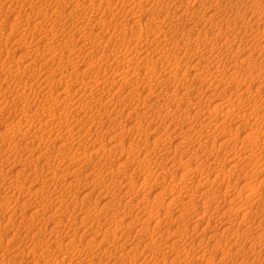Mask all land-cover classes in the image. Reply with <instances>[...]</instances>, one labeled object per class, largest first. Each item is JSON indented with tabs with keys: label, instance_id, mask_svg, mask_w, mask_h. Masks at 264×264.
Masks as SVG:
<instances>
[{
	"label": "rangeland",
	"instance_id": "rangeland-1",
	"mask_svg": "<svg viewBox=\"0 0 264 264\" xmlns=\"http://www.w3.org/2000/svg\"><path fill=\"white\" fill-rule=\"evenodd\" d=\"M15 1V2H14ZM34 0H0V134L3 133V131H8L10 134H12V138L11 139H7L6 142L7 143H3V142H0V264H18V263H21L22 264V260L24 259L23 263L24 264H35V261L37 260H40V258L42 257L41 254L43 252V249H44V243L47 241V242H51L53 243L54 239L53 237L55 236H52L51 234V227L54 225L52 224L53 222H48V217H50V215L52 214V212L56 209V207L58 206V202L55 201V197H64V201L65 204H69L70 205V208L68 209V206L60 209L56 215V217L54 218V221L57 220V223L59 225V234H60V238L61 240H64V243L67 244V242L69 243V245H71L72 241L73 240V246L77 245V248L78 250H76L74 253L75 254V257L74 260H69L68 258L66 259V264H70L69 262H71L72 264H90V263H93L94 264H99L97 263L98 261L101 262L100 264H154V262H158L160 260H162L161 257L162 256V252L166 250V244L165 242L161 243V242H157L155 243V238L156 237H160L163 233H165V235H169V242L173 241L175 238H176V234H173V233H169V232H176L179 230L180 232V229H183V228H187L190 226H194L195 223V219L194 218H189L188 215H186L185 217L182 216L180 219H176L174 220L176 217V215L180 212L179 209V206H181V204H173L174 206H171L170 210L172 209V213H171V216L169 217L170 220H166L164 221L163 223V228L161 229H157V231H154L156 230L155 228H157L156 226L154 227V225L151 227H149L147 229V231L145 232H142L143 234L141 235V231H135L136 228L133 227V231H127V223L129 221H132L133 219V216L135 215V213L138 212V209L139 207L140 208H145V205H146V209L149 208L151 209L152 207V203L154 201V197H157L156 195H159L158 193L161 194H166V195H161L160 197H164L163 200L165 201L164 203H166L167 201H169L171 199V197L173 196L171 193L172 191H174V189L177 191L179 190V188H182L181 186H178V188L175 186V184H172V183H169L170 182H179L178 181V175H180L181 173H183L185 171V169H181L179 168L178 171H174L173 173H168L166 172V169L164 170V166H160L159 165V162L160 160H165L166 158L168 159H172L173 156H175L176 153V157L179 156L180 159H183L185 162L187 161V164L189 163V166L193 165L191 167V170L192 168L195 166V164L198 163H203L204 160L206 162V165L208 166H205L206 168L203 167V169L201 170L203 173L202 175L200 174H192L191 175V179H189V182L192 183V185H197L198 183V180L200 181V179L202 178V176L205 174L206 177H208V179H211L213 177H215L221 170V168L225 169V168H228L230 167L231 165H233L234 163L230 160V156H234L235 155V152H238L241 150L242 146L244 147V140L241 139V137L243 138L244 137V134L249 132V133H252V136L255 132L256 129H258L260 132L258 133V136L260 135V137L258 138L259 140H262L264 139V120H262L260 122V119H264V118H261L262 116H264V111L261 109L260 112H258V116H254L256 118H252V120L254 121V119L256 120L258 118V125H252L250 123H246L247 125L244 127L245 129H241V130H236L239 128V124L241 123V121L243 120L242 118H244L243 114L247 113V112H250L251 109L253 107H258L260 108L261 107V104H262V107L261 108H264V70L262 68H264V53H263V50L262 51H259V50H256V52L253 53V50H251L250 53H253L256 55H252L250 57H246L247 56V52L244 50L247 48L249 49H253V48H256L255 44H258L257 41L254 42V38H253V35L251 34L253 32L256 33L258 31H260L258 34L259 36L263 33V29H264V20L263 19H255L256 16L255 15H252V14H249L247 12L248 8H246V11H242L245 13V15L242 13L241 15V20H249V17L247 16H250V20L251 21H248L249 22V25L246 24V26H248L249 28V31L248 33L250 32V29L253 28L251 30V32L249 34L247 33H241L240 35H237V33L235 34L234 31H231V33L229 35H227L228 33L225 31H223L221 34H218V31H220V29H218L220 27V25H224L223 28H226L224 30H227L230 31L231 29L227 28L228 26V21L225 20L223 21L222 23L220 24H212V23H208V24H203L201 26H204V30H208L206 31L205 33H210L209 35L212 36L211 34H213V36H215V33H216V39L212 37V39H209L208 42L210 45L207 46L206 49H202L203 47L201 46L200 48H198L199 46H196L195 41H192L188 46L185 45V48L182 52H179L178 50L177 51H174L171 53H167L165 55L167 59H169L171 61V63H175L174 65L173 64H170L171 67H174L175 70L177 71H180L178 73H176L175 77L176 80H181L182 78V75L183 73H186L188 74L189 72V75H187V80H186V84L183 86V88H181V86L178 88L180 89L181 88V91H179L181 97L183 98V102H184V105L182 106H177L175 105L174 108H172L174 111H171L169 113V110L167 111L166 106L168 103L172 102L171 99L169 98L170 96V91H174L177 89V86L175 85V83L171 80H166L165 78L162 79V84L164 83L163 87L164 89L161 87V88H156L153 90L152 89V95H150V92L148 94L147 91H142L139 92L140 95L138 94V92H133V85L132 83L130 84H127L123 82V84L125 85V87L123 89H121L119 86L121 85V82H116V81H113L115 78L117 79V74L119 73V71H123V70H128L129 71H126V73H129L127 74L128 76H126L128 79H130V75H132V73L137 72L139 71L137 69V67H140V66H137L139 64H142L141 66L143 67V69L141 68L142 70V75L145 74V70L149 69L148 67V62L150 61H153V59H158L159 56H162L160 54H162V52H158L157 54H153L155 56V58L152 55V48L155 49V46L153 45H156V47H163V43H160L157 44L156 42H152L151 39H149V52H150V56H149V59H144V58H141V57H137L136 60L135 58H130V56H135L136 54V51L138 50V48L142 47L144 50V47L142 44L143 43H146L147 41H145L144 39H142L143 43L140 44V37L139 36V31L141 30V27L142 26H138L136 28H139L136 30V28H130L132 30H129L128 29H125V30H122L124 29L123 25L126 24V20H129L132 22V18H134V14L138 15L139 12L135 13L133 10V2L134 0H124V4H123V0L121 1H118V0H64L65 1V4L67 6V11L70 10V12H64L63 10H61L59 7H56V5L58 6L59 4H55V3H58V0H40V2L38 3L39 0H36L37 4L32 2ZM53 1V2H52ZM78 1V2H77ZM87 1V2H86ZM107 1V2H106ZM128 1V2H127ZM138 4V2L144 6L145 4V0H135ZM152 1L154 0H150V2L152 3ZM184 3H188V2H193L194 0H183ZM188 1V2H187ZM260 1V2H259ZM48 2V3H47ZM74 4H73V3ZM85 2V3H83ZM91 2V3H90ZM95 2V3H94ZM105 2V3H104ZM154 2H159L161 3L162 1L161 0H155ZM169 2V0H163V2L161 4H163L164 6ZM262 2H264V0H258V7L260 9H264V3L262 4ZM45 3V5L47 4H53L52 7H48V13H45L42 11V13H38L39 10H42V8L45 7V5H43ZM47 3V4H46ZM68 3V4H67ZM78 5V7H75L76 4ZM111 3V4H110ZM165 3V4H164ZM40 4V5H39ZM72 4V5H71ZM90 4V5H89ZM102 4V6H101ZM126 4V5H125ZM136 4V5H137ZM261 4V5H260ZM37 5V7H36ZM39 5V6H38ZM125 5V6H123ZM130 5V6H129ZM177 5V4H176ZM11 6V7H10ZM15 6V7H14ZM29 6V7H28ZM41 6V7H40ZM44 6V7H42ZM97 6V7H96ZM19 7V8H18ZM95 7V8H94ZM109 7V8H108ZM130 7V8H129ZM263 7V8H262ZM50 8V9H49ZM59 8V10H55V9ZM71 8V9H70ZM111 8V10H110ZM119 8V10H118ZM122 10H121V9ZM220 8V9H219ZM219 8H216L218 10H221V11H228L227 10V6L225 5H221V7L219 6ZM19 9V10H17ZM21 9V10H20ZM33 9H37V10H33ZM39 9V10H38ZM55 10V12L53 13V11ZM78 9V10H77ZM93 9V10H92ZM99 11H98V10ZM174 8H172V11ZM45 10V11H46ZM50 10V11H49ZM52 10V12H51ZM62 12H61V11ZM108 10V11H107ZM81 11V12H80ZM83 11V12H82ZM121 11V13H119ZM180 11V10H178ZM211 10L210 9H207L206 11H204V13L200 12V15L202 17L203 14H205L204 16H206V13L207 15L209 14L210 15V12ZM225 11L226 15H227V12ZM236 11V10H235ZM37 12V14H36ZM60 14H59V13ZM73 14H72V13ZM109 12V13H107ZM127 12V13H126ZM112 13V14H111ZM123 13V14H122ZM224 13V14H225ZM30 14V15H29ZM45 14H48L47 16V24H48V29L52 30L53 28V31L52 34H54L56 32V34H60L58 36V38L55 39V42L52 43L51 46L49 47H52L53 50H54V47L57 48V51L60 50V48L58 47L61 43L60 41H62L61 39H65L68 37V34L70 35H75L77 37H79L80 40H78V44H76V47L78 49H80V51H78L76 54L78 55H81L79 56V58L81 60H84V58L86 59L84 62H85V65L83 66H80L78 64V62L76 61V63L74 64V67L76 65V69L78 72H73L71 71L73 68V66H65V64L67 63V59H68V53L67 52H62L60 53V59L59 61L58 60H55V61H47V59L45 58H38L37 55H40V53L38 51H36L35 49V46H36V42L38 41L39 39V34L36 35V37L34 36V34L30 33V34H23L21 32V30H12L11 27H12V23L13 21H17L19 24L23 25L25 24L26 26H28L29 28H33L35 27V29L37 30H41L43 31L45 28H42V27H45V25H43V23H41V17L43 18ZM51 17V15H53ZM55 14L56 15H59V17H63L64 15V18H67V14H70L71 16V22H73L74 24L70 23V21H68L69 23H63V24H60L59 26H54L53 22H51L50 20H53L55 18ZM111 14V15H110ZM133 14V15H132ZM36 15V16H35ZM80 15V16H79ZM91 15V16H90ZM131 15V16H130ZM136 15V16H137ZM162 15V12L158 14V17H156L155 19H153L154 23H151L152 20L149 19V21L151 22H148L147 26L148 29L150 30L151 27H153L152 29L156 30V34H158L160 32V35H161V40L159 42H164V40L162 39H165L163 38V36H165L167 34V38L169 39H165V42H169L171 39H174L175 36H178L180 37L181 34L183 35V33H186L187 31H189L191 28L192 25L188 24V23H185V22H175V21H170V20H166V23H165V20H162L163 17H161ZM30 16V17H29ZM40 16V18H39ZM73 16V17H72ZM91 17L92 18V23H88L87 27H82L81 24H79V21H85L87 17ZM109 16V17H108ZM111 16V17H110ZM128 16V17H127ZM164 16V15H162ZM193 16V15H192ZM191 16V17H192ZM54 17V18H53ZM105 17V18H104ZM124 17V18H123ZM161 17V18H160ZM194 17V16H193ZM254 17V18H252ZM83 18V19H82ZM85 18V19H84ZM94 18V19H93ZM107 18V19H106ZM110 18V19H109ZM159 18V19H158ZM78 19V20H77ZM82 19V20H81ZM116 19V20H115ZM253 19V20H252ZM98 20V21H97ZM103 20V21H102ZM123 20V21H122ZM144 23L145 20H146V17H144V19H142ZM159 20V21H158ZM218 20V19H217ZM255 20V21H254ZM261 20V21H259ZM107 23H106V22ZM110 21V22H109ZM121 21V22H120ZM163 21V22H162ZM167 21H170V22H167ZM255 23H254V22ZM257 21V22H256ZM51 22V23H50ZM102 22V23H101ZM103 22H105V24H103ZM120 22V23H119ZM124 22V24L122 25V23ZM41 23V24H39ZM95 23V24H94ZM116 23V24H115ZM151 23V25H150ZM52 24V25H51ZM73 26H72V25ZM103 24V25H102ZM154 24V25H153ZM163 24V25H162ZM166 24V25H165ZM43 25V26H42ZM75 25V26H74ZM101 25V26H100ZM158 25V26H157ZM160 25V26H159ZM207 25V26H205ZM210 25V26H209ZM42 26V27H41ZM50 26V27H49ZM81 26V27H80ZM97 26V27H96ZM151 26V27H150ZM166 26V28L164 27ZM184 28H183V27ZM190 26V27H189ZM200 26V27H201ZM213 26V30L214 31H211L212 27ZM218 28H217V27ZM27 27V28H28ZM37 27V28H36ZM53 27V28H51ZM170 27V28H169ZM210 27V28H209ZM39 28V29H38ZM42 28V29H41ZM65 30H64V29ZM105 28V29H104ZM117 28V29H115ZM119 28V29H118ZM217 30H216V29ZM61 29V30H59ZM169 30L170 31L167 33L166 30ZM202 29V30H203ZM210 29V30H209ZM255 29V30H254ZM69 30V31H68ZM217 32H216V31ZM223 30V29H222ZM263 30V31H262ZM30 31V29H29ZM33 31V29H32ZM68 31V32H67ZM120 31L121 32H126L127 31V34L126 37L123 36V34H120ZM166 31V32H165ZM213 33H211V32ZM40 32V31H39ZM64 32H65V36H64ZM74 32V33H73ZM113 32V33H112ZM138 32V33H137ZM204 32V31H203ZM18 33V34H17ZM72 33V34H71ZM76 33V34H75ZM193 33V31H192ZM195 36L197 35H201V36H198L200 37V39L203 38V35L200 34V30L197 28L194 32ZM198 33V34H197ZM23 34V35H22ZM52 34H49V36H51ZM63 34V35H61ZM114 34H116L114 36ZM132 34V35H131ZM136 34V35H135ZM144 36L146 35L145 32H143ZM165 34V35H164ZM221 35L218 36V35ZM257 34V33H256ZM102 35H106L104 38H102ZM135 37H134V36ZM223 35V37H222ZM244 35H248V37L245 38ZM23 36V38H22ZM122 36V37H121ZM230 36V39H228ZM239 36V37H238ZM243 36V37H242ZM250 36V37H249ZM252 36V38H251ZM34 37V38H33ZM65 37V38H64ZM83 37V38H82ZM128 37L130 39H128ZM170 37V38H169ZM174 37V38H173ZM60 38V39H59ZM119 38V39H118ZM121 38H125L124 40L121 39ZM137 38V39H136ZM221 38V39H220ZM224 38V39H223ZM237 38V39H236ZM239 38V39H238ZM241 38H243V40H240ZM249 38V39H248ZM35 39V40H34ZM121 39V40H120ZM139 39V40H138ZM177 39V38H176ZM195 39H197V37H195ZM194 39V40H195ZM22 40V41H20ZM24 40V41H23ZM29 40L31 42H29ZM111 40V41H110ZM138 42H136V41ZM168 40V41H167ZM219 40L220 42L222 41V43L224 42V40H228L229 42L226 44V45H229V46H224L223 48H215L216 46H220L222 45L221 43H219ZM35 41V42H34ZM58 41V42H57ZM90 41V42H89ZM216 41V42H214ZM24 42V43H23ZM27 42V43H25ZM33 42V44L35 45H31V43ZM45 41L41 42V44L43 45ZM75 42V41H74ZM86 43V44H83ZM92 42V43H91ZM173 42H177L176 40H174ZM212 42H214V44L212 45ZM23 43V44H22ZM138 43V44H136ZM250 43V44H249ZM255 43V44H253ZM25 44V45H24ZM58 44V45H57ZM88 44V45H87ZM151 44V45H150ZM163 44V45H161ZM244 44V45H243ZM253 46H252V45ZM23 45V46H22ZM27 45V46H26ZM56 45V46H54ZM81 45L83 46L82 48ZM84 45H87V46H84ZM93 45V46H92ZM135 45V46H134ZM215 46V47H212V46ZM233 45V46H232ZM247 45V46H246ZM6 46V47H5ZM30 46L33 47L30 48ZM113 46V47H112ZM118 46V48H117ZM120 46V47H119ZM130 47V49L128 47ZM172 46V45H170ZM175 46V44H173V47ZM187 46V47H186ZM223 46V45H222ZM250 46V47H249ZM29 47V49H28ZM92 47V48H91ZM135 47V48H134ZM189 47V48H188ZM213 48V53L210 52V49L209 48ZM221 47V46H220ZM240 47V48H238ZM242 47V48H241ZM2 48V49H1ZM27 48V49H26ZM43 46H40V49H42ZM107 48V49H106ZM127 48V49H126ZM137 48V49H136ZM147 48V47H146ZM188 48V49H187ZM194 48V49H193ZM198 48V49H197ZM238 48V49H236ZM244 48V49H243ZM260 48V47H259ZM257 48V49H259ZM10 49V51H9ZM75 49V48H74ZM95 49V50H94ZM99 49V50H98ZM121 50L122 52L120 51H117L116 50ZM135 50V51H132ZM192 49V50H191ZM197 49V50H195ZM220 49V51H219ZM230 49H233L232 51ZM243 49V50H242ZM249 49H246V50H249ZM12 50V51H11ZM27 50V51H26ZM34 50V51H33ZM104 50V51H103ZM107 50V52H106ZM113 50V51H112ZM189 50V52H188ZM197 51L196 53L199 52V54H196L195 51ZM205 50V52H204ZM227 50V51H226ZM242 50V51H241ZM9 51V52H8ZM32 53H31V52ZM73 51V50H72ZM125 51V52H124ZM154 51V50H153ZM162 51V50H161ZM187 51V52H186ZM240 53V55H236V53L238 54V52ZM241 51V52H240ZM8 52V53H7ZM30 52V53H29ZM119 52L121 53L120 55H122V53L124 55H126V58L124 56V59L120 58V56H118ZM134 52V53H133ZM186 52V53H185ZM191 52V53H190ZM228 52V53H227ZM233 52V53H232ZM243 52V53H242ZM3 53V54H1ZM37 53V54H36ZM53 53V51L51 52V54ZM66 53V54H65ZM81 53V54H80ZM154 53V52H153ZM181 53V54H180ZM189 53V54H188ZM194 53V54H193ZM260 53V54H259ZM21 54V55H20ZM86 54V55H85ZM90 54V55H89ZM94 54V55H93ZM108 56H107V55ZM114 54V55H113ZM116 54V55H115ZM131 54V55H130ZM159 54V55H158ZM174 54V55H173ZM179 54V56H178ZM183 54V55H182ZM235 54V55H234ZM244 54V55H243ZM173 55V56H172ZM198 56L196 58V56ZM203 56V57H199V56ZM261 55V56H260ZM10 56V57H9ZM30 56L31 58L33 56H35L34 60L33 58L30 59ZM65 58V61H64V58ZM117 56V57H116ZM158 56V57H157ZM171 56V57H169ZM187 56V58H186ZM190 56V57H189ZM195 56V57H194ZM214 56V57H213ZM219 56V57H218ZM225 56V57H224ZM5 57V58H4ZM26 57V58H25ZM153 57V58H152ZM193 57V58H192ZM232 57V60L230 59ZM251 57L254 59V60H251ZM67 58V59H66ZM93 58V59H92ZM165 58V57H164ZM174 58V60H173ZM190 58H192L191 60H189ZM195 58V59H194ZM206 58V59H205ZM209 58V59H208ZM250 58V59H249ZM12 59V60H11ZM35 59H39V60H35ZM63 59V60H62ZM91 59V60H90ZM105 59V60H104ZM138 59V60H137ZM151 59V60H150ZM199 59V61H198ZM251 60V62L249 60ZM15 62H12L14 61ZM31 60L33 61L31 63ZM64 62H62V61ZM120 60V61H119ZM128 60V61H127ZM149 60V61H148ZM203 60V61H202ZM224 60V61H223ZM261 60V61H260ZM2 61H4L3 64L7 65L6 67H4L5 65L2 64ZM17 61V63H16ZM148 61V62H146ZM186 61V62H185ZM215 61V62H214ZM217 61V62H216ZM257 61V62H256ZM8 62V63H7ZM12 62V63H10ZM29 62V63H28ZM49 62V63H47ZM55 62V63H54ZM60 62V64H59ZM66 62V63H65ZM160 62V63H159ZM188 62V63H187ZM207 62V63H206ZM222 62V63H221ZM244 62V63H243ZM263 62V63H262ZM7 63V64H6ZM14 63H16L18 66H21V67H25L27 68V70H25V75L23 74H16L17 72H15L14 69V66H17L16 64L14 65ZM38 63V64H37ZM47 63V64H46ZM61 63L63 64V66L61 65ZM105 63V64H104ZM147 63V64H146ZM181 65H180V64ZM196 63V64H195ZM235 63V64H234ZM237 63V64H236ZM35 64V65H34ZM52 64V65H51ZM78 64V65H77ZM100 66H99V65ZM102 64V65H101ZM111 64V65H110ZM113 64V65H112ZM128 64V65H127ZM130 64V65H129ZM132 64V65H131ZM158 66H161L160 64H162L161 61H158ZM201 64V65H200ZM231 64V65H230ZM233 64V65H232ZM244 64V65H243ZM26 65V66H25ZM55 65V66H54ZM60 65V66H59ZM177 65V67H176ZM184 67H183V66ZM207 65V66H206ZM216 65V66H215ZM230 65V66H229ZM235 65H237L235 67ZM9 66V67H8ZM10 66H12V68H10ZM30 66L32 67L30 68ZM51 66V68H50ZM65 66V67H64ZM93 66H96V67H93ZM147 66V67H146ZM187 66V67H186ZM214 66V67H213ZM242 66V67H241ZM8 67V68H7ZM59 67V68H58ZM63 67V68H62ZM79 67V68H78ZM93 67V68H92ZM98 67V68H97ZM102 67V68H101ZM115 67H118V72L115 73L113 72V70H111ZM130 67V68H129ZM207 69H206V68ZM240 67V68H239ZM248 67V68H246ZM261 67V68H259ZM4 68V69H2ZM53 68V69H52ZM58 68V71L56 73H58L55 77L54 80L51 79L50 82L46 83L47 79L45 77V74H47L48 76L52 75L51 71H53L54 69H57ZM81 68V70H80ZM87 68L88 71H83ZM106 68V69H105ZM108 68V69H107ZM110 68V69H109ZM186 68V69H185ZM210 68V69H209ZM223 68V69H222ZM251 68V69H250ZM29 69V70H28ZM103 69V70H102ZM105 69V70H104ZM209 69V71H207ZM236 69V72H234ZM249 69V70H248ZM257 69V70H256ZM259 69V70H258ZM10 70H12L10 72ZM48 70V71H47ZM66 70V71H64ZM91 70V71H89ZM199 70V71H198ZM203 70V71H201ZM219 70V71H218ZM231 70V72H230ZM238 70V71H237ZM246 71V72H243V71ZM263 72H262V71ZM5 71V72H4ZM14 71V72H13ZM32 71H34V73H31ZM40 71H45L44 73H41ZM68 71V72H67ZM81 71H83L81 74H79ZM100 71V72H99ZM185 71V72H184ZM261 71V73L258 75V73ZM60 72V73H59ZM63 72V73H62ZM70 72V74H69ZM91 74H90V73ZM198 72V74H197ZM219 72V73H218ZM37 73V74H36ZM74 73V74H73ZM115 73V74H114ZM196 73V74H195ZM201 73V74H200ZM205 73V75H204ZM224 73V74H223ZM227 73V74H226ZM251 73V74H250ZM2 74V75H1ZM14 74V75H13ZM40 74V76H39ZM60 74V75H59ZM69 76H67V75ZM113 74V75H112ZM195 74V75H194ZM200 74V75H199ZM211 74V75H210ZM235 74V75H234ZM248 74V75H247ZM254 74H257V75H254ZM23 75V77L21 76ZM29 75V76H28ZM82 75V77H80ZM84 75V76H83ZM85 75L87 76L88 79L90 78H94L96 77L95 79H101L100 81L103 80V82H106L103 86V88H99V86H96L95 88L94 87H91V89H95V95L97 97H102L104 96L105 100L104 101H107V99L111 98V96L114 94V93H119L121 95V97H125V98H130V95L132 97V99H127L126 102L125 101V105H124V108L122 109H116V110H113L114 112H110L109 114L106 115V117L104 118H96V117H99L98 116V111H96V108H91V107H87L86 109V112L85 113V109L83 110V114H80L79 117H81L82 115H85L87 116L88 118L91 117L92 115V118L90 119H94V120H90V119H87L86 117V120H87V125L84 126V124L82 122H85L84 120H80L78 119L77 117H74L73 114H70V113H65V112H61L62 109L60 108V104H62L64 102H62V99L64 97H67L66 99L68 100V102L71 100V102L74 103V107H75V102L77 103V106L83 102H86L88 99H90V93L91 92H88L90 91L91 89L89 88V90H87L85 94L83 88L82 89H79L78 87L79 86H67L65 87L64 84H62L63 86L60 88L58 87V82H59V79L58 78H67L65 79L66 81H70V82H73L74 80H78L81 81V80H85L87 81L88 79L85 78ZM100 75V76H99ZM105 75L106 78H103ZM112 77H111V76ZM119 75V74H118ZM124 75V74H123ZM155 78H158L159 80L162 78L159 73H154L153 74ZM11 76V77H10ZM15 76V77H14ZM20 76V77H19ZM28 76V78H27ZM65 76V77H64ZM73 76V77H72ZM91 76H94V77H91ZM120 76V75H119ZM203 76V77H201ZM225 76H226V80H225ZM230 76V78H229ZM256 76V78H254ZM259 76V77H257ZM6 77V78H5ZM19 77V78H17ZM44 77V78H43ZM58 77V78H57ZM76 79H75V78ZM80 77V78H79ZM90 77V78H89ZM114 77V78H113ZM201 77V78H200ZM216 77V78H215ZM218 77V78H217ZM223 77V78H222ZM232 77V78H231ZM235 77V78H234ZM253 77V78H252ZM82 78V79H81ZM113 78V79H112ZM197 78V79H196ZM214 78V79H213ZM252 78V79H251ZM259 78V79H258ZM72 79V80H71ZM104 79L106 81H104ZM108 79V80H107ZM115 79V80H116ZM171 79V78H170ZM218 79V80H216ZM236 79V80H235ZM245 79V80H244ZM256 79V81H255ZM43 82H42V81ZM45 80V81H44ZM77 80V81H78ZM131 80V79H130ZM230 80V81H229ZM253 80L254 81V86H251L250 83L251 81ZM41 81V82H40ZM68 81V83H70ZM211 81V82H210ZM245 81V83H243ZM30 82V83H29ZM57 82V83H56ZM110 82V83H109ZM130 82V81H129ZM213 82V83H212ZM216 82V83H215ZM219 84H218V83ZM222 82V83H221ZM24 83V84H23ZM26 83V84H25ZM212 83V84H211ZM215 83V84H214ZM227 83V84H226ZM263 83V84H261ZM40 84V85H39ZM56 84V85H55ZM168 84V85H167ZM178 84V82H177ZM231 86H230V85ZM249 84V86H248ZM260 84V87H258ZM16 85V86H14ZM24 85V86H23ZM167 85V86H166ZM215 85L217 87H215ZM228 85V86H227ZM30 86H33L34 87V91L30 90ZM53 86V87H52ZM95 86V85H94ZM176 86V87H175ZM186 86V87H185ZM226 86V87H225ZM239 86V87H238ZM257 86V87H256ZM20 87V88H18ZM26 87V88H25ZM69 87V88H68ZM166 87V88H165ZM169 87V88H168ZM207 87V88H206ZM210 87V88H209ZM214 87V88H213ZM238 87V88H237ZM252 88L251 90L248 89V88ZM255 87V88H254ZM261 87L263 89H261ZM52 90V92L50 91V94H49V89ZM57 88L55 93H53V89ZM77 88V89H76ZM168 88V89H167ZM174 88V89H173ZM185 88V89H184ZM190 88V89H189ZM206 88V90H205ZM224 88V89H223ZM248 89V92L251 93V91H253L255 93L256 96H253L254 94H248V95H244L245 97H249L252 96L253 98H251V100H247L244 98V96L241 98L239 97L237 94L244 91V90H247ZM256 88L258 90H256ZM19 89V90H18ZM61 91H60V90ZM97 89V90H96ZM104 89V90H102ZM116 89V90H115ZM160 89V90H159ZM170 89V91H169ZM203 89V90H202ZM211 89V90H210ZM237 89V90H236ZM256 93L255 92V90ZM12 90V91H11ZM14 90V91H13ZM23 90V91H22ZM62 90L64 91V93L62 92ZM132 93H130V91ZM205 90V91H204ZM218 90V91H217ZM250 90V91H249ZM62 94H65L64 96H61L60 98H58V94L60 92ZM100 91H103V92H100ZM108 91V92H107ZM114 91V92H113ZM120 91V92H119ZM155 91V92H154ZM167 91V92H166ZM226 91V92H224ZM260 91V92H259ZM164 92V93H162ZM205 92V93H204ZM218 92H219V95H218ZM73 93V94H72ZM78 93V94H77ZM186 93V94H185ZM192 95H191V94ZM202 93V94H201ZM261 93V94H259ZM22 94V95H20ZM45 94V95H44ZM56 94V95H54ZM133 95H138V96H132ZM204 94V96H203ZM210 94V95H209ZM225 94V95H223ZM25 95V96H24ZM34 95V96H33ZM43 95V96H42ZM116 95V94H115ZM150 95V96H148ZM198 95V96H197ZM202 95V96H201ZM222 95V96H221ZM250 95V96H249ZM53 96V97H52ZM70 98H69V97ZM72 96V97H71ZM139 96H140V100H139ZM195 96V97H193ZM197 96V97H196ZM218 96V98H217ZM238 98H236V97ZM85 97V98H84ZM113 98H115V102L116 100L118 101L119 98L117 97H114L112 96ZM137 97H138V100H137ZM263 97V98H261ZM38 98V99H37ZM84 98V100H82ZM107 98V99H106ZM117 98V99H116ZM199 98V100H198ZM248 98V99H249ZM37 99V100H36ZM50 101H49V100ZM81 99V100H80ZM166 99V100H165ZM211 99V100H209ZM224 99V100H223ZM253 99V100H252ZM263 99V100H262ZM44 100V101H43ZM48 100V101H47ZM73 100V101H72ZM133 100V101H131ZM191 100V101H189ZM244 100V101H243ZM258 100V101H257ZM80 101V102H78ZM83 101V102H82ZM112 101V102H114ZM149 101L150 103H153L155 101H158L157 103H155V105L150 108L149 107ZM186 101V102H185ZM198 101V102H197ZM226 101V102H224ZM251 103H249V102ZM262 103H261V102ZM43 102V103H41ZM54 102V103H52ZM67 103V101H65ZM134 102V103H133ZM191 104H190V103ZM202 102V103H201ZM224 102V104H222ZM7 103V104H5ZM32 103V104H31ZM40 103V104H39ZM146 103V104H144ZM218 103V104H217ZM261 103V104H259ZM43 104L45 106H43ZM52 104H56V105H59V108H58V112L60 113L59 115L61 116L62 114V118L59 119V117H52V116H49L50 113L48 112L49 110L46 109L48 108V106L52 105ZM162 104V105H161ZM190 104V105H188ZM194 104V105H193ZM201 104V105H200ZM218 106H216V105ZM17 105V106H16ZM111 105V104H110ZM109 105V106H110ZM113 105V104H112ZM111 105V106H112ZM142 105V106H141ZM148 105V106H146ZM187 105V106H186ZM199 105V106H198ZM203 105V106H202ZM221 105V106H220ZM255 105V106H254ZM23 106V107H22ZM41 106V107H40ZM47 106V107H46ZM76 106V107H77ZM110 108H106V109H113V107ZM138 106V107H137ZM164 106V107H162ZM177 106V107H176ZM189 106V107H188ZM192 106V107H191ZM29 107V108H27ZM44 107H46L44 109ZM131 107V108H130ZM135 107V108H134ZM140 107V108H139ZM176 107V108H175ZM204 107V108H203ZM219 108V113L216 114V111L218 112V108L217 109H214V108ZM236 107V108H235ZM248 107V108H246ZM137 108V109H136ZM149 108V110H148ZM229 108H232V109H235L233 110V113H231L230 115L232 116H227L225 117L224 116V112L229 109ZM240 108V109H239ZM29 109V110H27ZM32 109V110H31ZM44 109V110H42ZM93 109V110H91ZM198 109L199 112H198ZM212 109H214L213 111H211ZM249 111H248V110ZM22 110V111H21ZM37 110V111H36ZM98 110V109H97ZM105 110V109H104ZM204 110V111H203ZM216 110V111H215ZM246 110V111H245ZM25 111H28L27 113ZM43 111V112H42ZM96 111V112H95ZM120 111V112H119ZM147 111H150V114L149 112ZM209 111H211L212 113H210ZM215 111V114H213ZM245 111V112H244ZM2 112V113H1ZM37 112V113H36ZM47 114H45V113ZM100 112V111H99ZM104 114H105V111H103ZM145 112V113H143ZM159 112V115L157 116ZM162 112V113H160ZM186 112V113H185ZM191 112V113H190ZM193 112V113H192ZM221 112V114H220ZM237 112V113H236ZM261 112L263 113L262 116H261ZM34 113V114H33ZM85 113V114H84ZM95 113V114H94ZM170 115H169V114ZM236 113V114H235ZM241 113V114H240ZM31 114V115H30ZM42 114H43V118H42ZM68 114V115H67ZM149 114V115H147ZM154 114V115H153ZM163 114V115H162ZM185 114V115H183ZM239 114V115H238ZM30 117H29V116ZM95 115V116H94ZM141 115V116H140ZM144 115V116H143ZM190 115V116H188ZM199 115V116H197ZM218 115V116H216ZM221 115V116H220ZM223 115V116H222ZM234 115V116H233ZM237 115L239 116L237 118ZM40 116V117H39ZM49 116V117H47ZM109 116V117H108ZM140 116V117H138ZM178 116V117H177ZM185 118H184V117ZM201 116V117H200ZM240 116H243L242 118ZM261 116V117H259ZM25 117V118H24ZM35 117V118H34ZM69 117V118H68ZM164 117V118H163ZM175 117V118H174ZM217 117V118H216ZM3 118V119H2ZM39 118V120H38ZM180 118V119H179ZM210 118V120H209ZM216 118V119H215ZM226 118H233L232 120H229V119H225ZM240 118V119H239ZM260 118V119H259ZM27 119L29 121H27ZM32 119V120H31ZM103 119V120H102ZM147 119V120H146ZM156 119V120H155ZM164 119V120H163ZM193 119V120H192ZM221 119L225 120V121H221ZM10 122H9V121ZM48 120L51 121V126H49L48 124V129H50L49 132L45 131L47 129H38V127H43L45 126L44 123L48 122ZM53 120H56V121H53ZM97 120V121H96ZM174 120V121H173ZM181 120H182V123H181ZM191 120V121H190ZM198 120V121H197ZM240 120V122H239ZM251 120V122H252ZM7 123H6V122ZM32 121V122H31ZM46 121V122H44ZM92 121H96V124H98V126L94 123V124H90ZM103 121V122H102ZM155 121V122H154ZM160 123H158V122ZM165 121V122H164ZM2 122V123H1ZM4 122V123H3ZM27 122V123H26ZM40 122V123H38ZM90 122V123H89ZM105 122V123H104ZM213 122V123H212ZM219 122V123H218ZM222 122V123H220ZM227 122V123H226ZM14 123V125H13ZM25 123V125H24ZM33 123V124H32ZM60 123V125H59ZM62 123V124H61ZM170 123V124H169ZM206 123V125H205ZM239 123V124H238ZM28 124V125H27ZM32 126H29L31 125ZM38 124V125H37ZM86 124V123H85ZM104 126H103V125ZM187 124V125H186ZM195 124V125H194ZM212 124V125H211ZM233 124V125H232ZM17 126V127H21L24 129V131H17V132H14L13 130H10V129H13V126ZM57 125V126H56ZM67 125V126H66ZM90 125H93L91 126L92 129L90 130V134H89V139L87 140L85 138V140H81L79 142H77L76 138H78V136H75L74 134L76 135H79L80 132L81 133H84L85 131L89 130L90 129ZM109 125V126H108ZM114 125V126H113ZM130 125V126H129ZM138 125V126H137ZM176 125V126H175ZM203 125V126H202ZM229 125V126H228ZM11 126V127H10ZM24 126V127H22ZM38 126V127H36ZM62 126V127H61ZM81 126V128H79ZM136 128H140L139 130L135 129ZM141 126V127H140ZM190 126V127H189ZM192 126V127H191ZM208 126V129L206 128ZM220 126V127H219ZM233 126V127H232ZM236 126H238L236 128ZM262 127L261 128H258V127ZM36 127V128H34ZM66 127V128H65ZM101 127V128H100ZM129 127V128H128ZM133 127V128H132ZM226 127V128H225ZM232 127V129H231ZM236 128V129H233V128ZM249 127V128H248ZM251 127V128H250ZM6 128H8L6 130ZM10 128V129H9ZM26 128V129H25ZM31 128V129H30ZM100 128V129H99ZM105 128V129H104ZM113 128V129H111ZM143 128V129H142ZM176 128V129H175ZM230 128V129H229ZM56 129V130H55ZM64 129V130H63ZM68 129V130H67ZM97 129V130H95ZM132 131H131V130ZM143 132H142V130ZM16 130V128H15ZM28 130V131H26ZM38 130V131H37ZM60 130V131H59ZM77 130V131H76ZM84 130V131H83ZM100 130V131H99ZM134 130V131H133ZM149 130V131H148ZM192 130V131H191ZM202 130V131H201ZM228 130V131H227ZM237 132L239 133V136H241L239 138V142L237 144H235L236 142H233L236 138L234 137V139H231L230 143L228 145H223V140L226 137V133H229L230 131L231 132ZM236 130V131H235ZM250 130V131H249ZM253 130V131H252ZM257 130V131H258ZM263 130V131H262ZM26 131V132H25ZM43 131V132H42ZM53 131V132H52ZM66 131V133H65ZM76 131V132H75ZM113 131V132H112ZM125 131V132H124ZM129 131V132H128ZM138 131H141L140 133ZM148 131V132H147ZM198 131V132H197ZM226 131V132H225ZM256 131V132H257ZM14 132V133H13ZM28 132V133H27ZM39 132V133H38ZM52 132V133H51ZM70 132H72L73 136H75L74 138L71 136L72 134H70ZM98 132V133H96ZM104 132V133H103ZM124 132V133H123ZM128 132V133H127ZM146 132V133H145ZM151 132V133H150ZM208 134L205 135L204 133ZM213 132V133H212ZM233 132V133H234ZM7 133V132H5ZM20 133V134H19ZM21 133H24L25 136H28L26 139L25 136H21L23 134ZM27 133V134H25ZM32 133V135H30ZM68 134H70L69 137ZM103 133V134H102ZM130 133V134H129ZM141 133H143L141 136ZM195 133V134H194ZM261 133V134H260ZM36 134V135H35ZM42 134V135H40ZM58 134V135H57ZM116 134V135H115ZM127 134V135H126ZM140 134V135H139ZM145 134V135H144ZM148 134V135H147ZM204 134V136L202 135ZM223 134V135H222ZM20 135V136H19ZM38 137H35L37 136ZM40 135V136H39ZM100 135V136H99ZM103 135V136H102ZM115 135V136H113ZM120 135V136H119ZM137 135V136H136ZM163 136L164 138H161L160 137ZM200 135V136H199ZM263 137H262V136ZM30 136V137H29ZM47 136H50V138ZM58 136V139L57 141H55V143H53V139H56V137ZM67 136V137H66ZM185 136V137H184ZM193 136V137H192ZM25 137V138H24ZM43 137V138H42ZM66 137V138H65ZM69 137V138H68ZM95 137V138H94ZM110 137H112L110 139ZM128 137V138H127ZM135 137V138H134ZM142 137V138H141ZM157 137H160V140L159 142L160 143H156L154 145V139H156ZM184 137V138H183ZM204 137V138H202ZM209 137V139H208ZM212 137V138H210ZM8 138V136H7ZM13 138L17 140H19L20 138H23L22 141H24V143L22 144V146L25 147V143L26 141H28V146H32L33 150L37 149L35 151V155L38 156V154L40 153V151L38 152V149H41L43 151H48V155L40 158V160H38L37 162L36 161H31L33 160L32 158H28V153H31L29 152V149H25L22 153L21 151L20 152H17L15 151V149H13L12 147H9L8 146V143H12V140ZM39 138V139H37ZM53 138V139H52ZM120 138V139H119ZM122 138V139H121ZM169 138V139H167ZM188 138H191V139H188ZM229 138V137H228ZM33 139V140H32ZM62 139V140H61ZM73 139V140H72ZM75 139V140H74ZM132 139V140H131ZM144 139V140H143ZM148 139V140H147ZM159 139V138H158ZM164 139V140H163ZM168 141L166 142L165 141ZM190 140L191 142H193V140L195 142L193 143H189V147L188 145H185V146H182L183 148H179L181 146L180 145V141L182 140ZM197 139V140H196ZM208 139V140H206ZM67 143V141H71V145H72V151L76 152L78 149L79 152H82L84 151L85 149L89 148L91 149L92 146V150H97L99 147H101L102 145L105 146L103 148V150L106 151V147H107V151H106V155L109 157V156H112L111 160L108 161V160H105V158L103 159V156L101 157V159L98 157L100 156L101 154H103L101 152V150L99 151L98 153V156L97 154L93 155V159L91 160V163L89 161V164H86L83 168H82V171L78 170V168L83 164L82 161H78V163L80 162V164H77L76 163H72L71 165L67 164L70 162V160H67L66 159V155L69 154V150L64 152V151H61V149L58 148L59 144L60 143H63L64 141ZM116 140V141H115ZM233 140V141H232ZM45 142V144H43V146L41 147H38L40 144H42L41 142ZM62 141V142H61ZM120 141V143L118 142ZM132 143H131V142ZM163 141V142H162ZM165 141V142H164ZM179 141V142H178ZM199 141H201V143L203 142V144H201V147L200 146V143H198ZM206 141V143H205ZM209 141V142H207ZM31 142V143H30ZM75 142V143H74ZM77 142V143H76ZM84 142V143H83ZM130 142V143H129ZM179 144H178V143ZM217 142V144H216ZM221 142V143H220ZM243 142V143H242ZM105 143V144H104ZM108 145H107V144ZM119 143V147L115 150H111L109 149L110 146L114 145V144H117ZM122 143V144H121ZM195 143V144H194ZM220 143V144H219ZM223 143V144H222ZM30 144V145H29ZM129 144L131 145H134V146H139L140 147H144V151L147 153V154H152V158L151 160H154L152 162H145L142 160H144V158H140L142 160H138V156H134L135 154H131L130 155V158H129V154H127V150H130V149H127L126 146ZM149 144V145H148ZM165 144V145H163ZM177 144V145H176ZM194 144V145H193ZM205 144V145H204ZM216 144V145H215ZM232 144V145H231ZM38 145V146H37ZM163 145V146H162ZM199 145V146H198ZM204 145V146H203ZM207 145V146H206ZM213 145V146H212ZM37 146V147H36ZM53 146V147H52ZM89 146V147H88ZM91 146V147H90ZM95 146V148H94ZM102 146V147H103ZM111 146V147H112ZM129 146H127L129 148ZM153 146V148L151 147ZM161 146V147H160ZM212 146V148H210ZM216 146V147H215ZM218 146V147H217ZM77 147H81L82 149L80 150V148H77ZM109 147V148H108ZM140 147H137L139 148L140 150ZM150 147V148H148ZM198 147V148H197ZM214 148H219L218 150L217 149H213ZM9 148V149H8ZM11 148V149H10ZM44 148V149H43ZM187 148V149H186ZM189 148V149H188ZM201 148V150L199 149ZM208 148V149H207ZM210 148V149H209ZM5 149V150H4ZM19 149V148H18ZM47 149V150H46ZM53 149V150H52ZM124 149V150H123ZM168 149V150H167ZM186 149V150H185ZM194 149V150H193ZM230 149V150H229ZM239 149V150H238ZM11 150V151H10ZM76 150V151H75ZM90 150V151H92ZM102 150V151H103ZM109 150V151H108ZM122 150V151H121ZM175 150V152H174ZM198 150V151H197ZM254 150H257V151H254L255 153V156L258 157L256 158V160H259V161H263L264 159V156H262L264 153V149L261 150L259 149L258 147H256ZM56 151V152H55ZM123 151L125 152V154L123 153ZM143 151V152H144ZM149 151V152H148ZM165 151H166V154H165ZM183 151V152H182ZM263 151V152H262ZM62 152V153H60ZM68 152V153H67ZM101 152V153H100ZM104 152V151H103ZM121 152V153H120ZM152 152V153H151ZM157 152V153H156ZM164 152V153H163ZM170 152V153H169ZM181 152V153H180ZM186 152V153H184ZM200 152V153H199ZM231 152V153H230ZM242 152V151H241ZM239 152V153H241ZM257 152V153H256ZM7 153V154H6ZM27 153V155H26ZM37 153V154H36ZM112 153V155H110ZM117 155H116V154ZM120 153V154H119ZM168 153V155H167ZM193 153V154H192ZM206 153V154H205ZM234 153V155H232ZM20 154V156L18 155ZM22 154V155H21ZM61 154V155H60ZM161 154V155H159ZM209 154V155H208ZM225 154V155H224ZM3 155V157H2ZM16 155V156H15ZM49 155H52L51 157H48ZM178 155V156H177ZM190 155H193L190 157ZM195 155V156H194ZM197 155V157H196ZM205 155V156H204ZM259 155V156H258ZM58 156V159H55L56 157ZM60 156V157H59ZM115 156H118V157H115ZM127 156V157H126ZM159 156V157H157ZM160 156L164 157V159H160ZM168 156V157H167ZM7 157V158H6ZM23 157V158H22ZM36 157V156H35ZM47 157V158H45ZM55 157V158H54ZM63 157V158H62ZM132 157V158H131ZM133 157H135L134 160ZM151 157V156H150ZM156 157V158H155ZM162 157V158H163ZM189 157V158H188ZM207 157V158H205ZM261 157V158H260ZM26 158V159H25ZM179 158H177L179 160ZM188 158V159H186ZM210 158V159H209ZM216 158V159H215ZM9 159V160H7ZM28 159V161H26ZM37 160L39 158H34V160ZM49 159V160H48ZM53 159V160H52ZM67 162H65L66 160ZM128 159V160H127ZM130 159V160H129ZM189 159H192V160H189ZM202 159V160H201ZM213 159H215L213 161ZM25 160V161H24ZM47 160V161H46ZM63 160V161H61ZM99 160L101 163H99ZM104 160V161H103ZM125 160V161H124ZM127 160V161H126ZM133 160V162H132ZM157 160V161H156ZM207 160V161H206ZM213 162H212V161ZM255 160V161H256ZM2 161V162H1ZM31 161V162H30ZM50 161V162H49ZM106 161V162H105ZM127 162L125 168L122 169V174L118 173V164L115 165V163H119V162ZM139 161V162H138ZM168 161V160H167ZM191 161V162H190ZM210 161V162H208ZM217 161L218 164H217ZM9 162V163H8ZM16 162V163H15ZM30 162V163H29ZM55 162V163H54ZM63 162V164H62ZM105 162V164H104ZM129 162V163H128ZM131 162V163H130ZM142 162V164H140ZM15 163V164H14ZM28 163V164H27ZM41 163V164H40ZM49 163V164H48ZM82 163V164H81ZM109 163V164H107ZM137 163L140 165H137ZM145 163V166L143 165ZM154 163V164H153ZM168 165L166 167H172L171 164L173 163L172 161H168L167 162ZM195 163V164H194ZM213 163V165H212ZM30 164V165H29ZM32 164V165H31ZM53 164V165H52ZM149 164V165H148ZM210 164V166H209ZM220 164V165H219ZM8 165V166H7ZM69 165V166H68ZM78 165V166H76ZM80 165V166H79ZM94 165V166H93ZM212 165V166H211ZM264 164H262V167L261 168H264L263 166ZM57 166V167H56ZM75 166V167H74ZM101 166V167H100ZM107 166V167H106ZM109 166V167H108ZM112 166L114 167L112 169ZM139 166V168L137 167ZM144 166V167H143ZM149 166V167H148ZM225 166V168H224ZM33 169H30L32 168ZM37 167V168H36ZM47 167V168H46ZM89 167V168H88ZM147 167V168H146ZM246 167V166H244ZM243 167V168H244ZM10 168V169H9ZM26 171H24L23 170ZM74 168H77V169H74ZM95 171H94V169ZM102 168L104 169V172L103 174L101 173H98L99 171H103ZM108 168V169H106ZM110 168V169H109ZM143 168H145V170H142ZM188 168V167H187ZM208 168V169H207ZM243 168L241 169V167L237 168L238 170L240 169V171H236V174L235 176H232L231 177V180L234 182H237V180H239L238 182H248V183H258V182H264V180L262 181V179L264 178V171L260 172V173H256V177H255V173L253 168L251 166H247V169H244ZM53 170V172H51ZM69 169V170H67ZM146 169H148L149 171H147ZM181 169V170H180ZM207 169V170H206ZM220 169V170H218ZM29 170V171H28ZM92 170V171H91ZM109 170V171H108ZM113 170V171H112ZM116 170V171H115ZM206 172H204V171ZM218 170V171H217ZM243 170V171H242ZM249 172H248V171ZM252 170V171H251ZM2 171V172H1ZM43 171V172H42ZM60 173H59V172ZM64 171V172H63ZM69 171V173H68ZM98 173V174H95L94 172ZM134 171V172H133ZM137 171V172H136ZM142 171H145V172H142ZM148 173H147V172ZM166 174H165V172ZM6 172V173H5ZM18 172V173H17ZM22 172V173H20ZM30 172V173H29ZM50 172V173H49ZM72 172V173H71ZM82 172V173H81ZM113 174H110L112 173ZM117 172V174H116ZM127 172H131V173H127ZM218 172V173H217ZM14 175H13V174ZM58 173V174H57ZM92 173H94V175H91ZM127 173V174H125ZM151 173V174H150ZM153 173V174H152ZM158 173V174H157ZM209 173V174H207ZM12 174V175H10ZM32 174V175H31ZM43 174V175H42ZM46 174V175H45ZM53 174V175H52ZM62 174V175H61ZM69 174V175H68ZM106 174V175H105ZM119 174L121 176H119ZM141 174V175H140ZM20 175V176H19ZM23 175V176H22ZM28 175V176H27ZM37 175V176H36ZM57 175V176H56ZM84 175V176H83ZM109 175V176H108ZM130 175L132 177H130ZM139 175V176H138ZM148 175V176H147ZM153 175V176H152ZM174 177L173 179H175V181L172 179V176ZM177 175V176H176ZM194 175H197L196 177ZM200 175V176H199ZM249 175V176H248ZM9 176V177H8ZM11 176V177H10ZM52 176L54 178L53 182H52ZM65 176V177H64ZM96 176V177H95ZM107 176V177H106ZM119 176V177H118ZM125 176V177H124ZM151 176V177H150ZM83 179H82V178ZM99 177L101 178V180L99 178L95 179V178ZM118 177V178H116ZM123 177V179H121ZM127 177V178H126ZM143 177V178H142ZM146 177V178H145ZM148 177H149V180L151 181H148ZM158 177V178H156ZM161 177V178H160ZM204 177V176H203ZM211 177V178H210ZM237 177H241V179H237ZM246 177V178H245ZM62 178V179H61ZM76 178V179H75ZM85 178V179H84ZM95 179L92 180V179ZM131 178V180L129 179ZM145 178V179H144ZM151 178V179H150ZM156 178V179H155ZM14 179V180H13ZM16 179V180H15ZM24 179V180H23ZM91 179V180H89ZM105 179V180H104ZM115 179L117 180L116 183H114L113 181H115ZM122 181H125L126 179V183L125 182H120V180ZM147 179V180H146ZM177 179V180H176ZM207 179V178H206ZM251 179V180H250ZM36 180V183L34 182ZM51 180V181H49ZM79 180V181H78ZM83 180V181H81ZM133 181V185H135V188H136V192L138 193H135L137 194L136 197H132L135 201L134 203H131V206L130 204L128 205L129 206V209L131 210V214H129V216H127V219H125L126 222H124L122 225H118L117 227H120V230H116V224L119 222V218H121V216H123V213H124V207H121L120 204V199L122 200L123 197H124V192L126 193L127 191V187L121 189L120 191V187L118 186L119 183L121 184H125V186H127V181ZM142 180L144 182H142ZM172 180V181H171ZM261 180V181H260ZM24 181V183H23ZM44 183H42V182ZM60 181V182H59ZM63 181V183H62ZM104 181V182H103ZM139 181V182H138ZM157 181V182H156ZM32 182V183H30ZM50 182V183H49ZM80 182V183H78ZM91 182V183H90ZM135 182V183H134ZM137 182V183H136ZM143 185H141V183ZM150 182L149 185H147L148 183ZM159 182V183H158ZM6 183V184H5ZM35 183V185H34ZM74 183V184H73ZM78 183V184H77ZM93 183V184H92ZM95 183V184H94ZM114 183V184H112ZM118 183V184H117ZM158 183V184H156ZM194 183V184H193ZM3 184V185H2ZM17 184H24V185H27L28 187H30V190L29 192H25V193H22V194H19V191H15L16 190V186ZM32 184V185H30ZM43 184V185H42ZM77 184V185H76ZM87 184H90V185H87ZM99 184H101V188L99 186ZM105 184V185H104ZM117 184V185H116ZM121 184H119L121 186ZM145 184V185H144ZM156 184V186L154 185ZM167 184H170V185H167ZM48 185V186H47ZM106 185H107V188H106ZM112 185V186H110ZM172 185V186H171ZM71 186V187H70ZM81 186V187H80ZM104 186V187H102ZM149 186V188H148ZM152 186V187H151ZM166 186V187H165ZM264 186V185H263ZM35 187V188H34ZM88 187V188H87ZM144 187V188H143ZM219 187V192L223 189H225V185L222 184L221 186H218ZM39 189V190H35V189ZM83 188V189H82ZM93 188V189H92ZM95 188V190H94ZM146 188V189H145ZM153 188V189H152ZM170 188H172L170 190ZM15 189V190H14ZM79 189V190H78ZM97 189V190H96ZM138 189V191H137ZM150 189V190H149ZM160 189V190H159ZM199 189V192L202 191L204 188L202 186L198 187ZM6 190V192H5ZM32 190V191H31ZM57 190V191H56ZM68 190L70 192H68ZM74 190H76L74 192ZM92 192H91V191ZM101 190L103 193H101ZM108 190H112V193L111 195L109 194ZM115 190H116V193H115ZM118 190V191H117ZM165 190V191H164ZM214 190V189H213ZM213 190L209 192L208 194V197L209 198H212L213 197ZM264 190V189H263ZM56 191V192H55ZM114 191V192H113ZM163 193H161V192ZM174 191V192H176ZM14 192V193H13ZM31 192V194H30ZM59 192V193H58ZM74 192V193H73ZM97 192V193H96ZM106 192V193H105ZM118 192V193H117ZM120 192V193H119ZM10 193V194H9ZM39 193V194H38ZM53 193V195H52ZM62 193V194H61ZM67 193V194H66ZM88 193V195H87ZM101 193V194H99ZM147 193V194H146ZM157 193V194H156ZM24 194V196H23ZM26 194V195H25ZM37 194V195H36ZM65 194V195H63ZM70 194V196H69ZM85 194V195H84ZM146 194L145 198L141 197L142 195ZM235 193L231 192L225 196H222L221 198L222 199H226L227 202L230 201L232 199V197L234 196ZM12 196V200H10L9 203L6 202L7 200V197L8 196ZM39 195V196H38ZM62 195V196H61ZM101 195V196H100ZM119 195V196H118ZM2 196V197H1ZM19 196V197H18ZM29 196H31V199L29 198ZM51 196V197H49ZM68 196V197H67ZM77 196V197H76ZM80 196V197H78ZM87 196V197H85ZM114 196V197H113ZM116 196V197H115ZM140 196V197H139ZM6 197V198H5ZM59 197V198H60ZM98 197V198H97ZM110 197V198H109ZM139 197V198H138ZM153 197V198H152ZM17 198V199H16ZM116 198V199H115ZM125 198V197H124ZM128 198V197H126ZM136 198V199H135ZM26 201H25V200ZM35 199V200H34ZM40 199V200H39ZM74 199V200H73ZM81 199V200H80ZM86 199V200H85ZM96 199V201H95ZM117 199H119V201H117ZM3 200V201H2ZM30 200V201H29ZM33 200V201H32ZM54 200V201H53ZM83 200V201H82ZM114 200V201H113ZM126 199H123V202L125 201ZM140 201V202H137V201ZM144 200V202H143ZM148 200V201H147ZM28 201V202H27ZM42 201V202H41ZM52 201V202H51ZM73 203H72V202ZM86 201V202H85ZM93 201V202H92ZM109 201V202H108ZM117 201V202H116ZM199 201H203L202 198L199 200ZM260 201L264 202V194L262 195ZM2 202V203H1ZM14 202V203H12ZM48 202V203H47ZM71 202V203H70ZM77 202V203H76ZM90 202V203H89ZM106 202V203H105ZM115 202V203H114ZM149 202V203H148ZM28 203V204H26ZM45 205L47 206V209H51V210H45V212H42V216L43 217H40V215H36L34 214V208H35V205ZM52 203V204H51ZM57 203V204H56ZM76 203V204H74ZM114 203V204H113ZM137 203V205H136ZM4 204V205H3ZM6 204V205H5ZM8 204V205H7ZM14 204V205H13ZM17 204V205H16ZM24 204V205H23ZM26 204V205H25ZM82 204V205H80ZM89 204V205H88ZM98 204V205H97ZM104 204H107V205H104ZM118 204H119V207H118ZM135 204V205H134ZM20 205L23 207H20ZM34 205V206H33ZM79 205V206H78ZM96 205V206H95ZM113 205V206H112ZM141 205H144L141 206ZM163 205V204H162ZM177 205V206H176ZM12 206H13V209H12ZM16 206V207H15ZM26 206V207H25ZM76 206V207H75ZM102 206V207H101ZM112 206V207H110ZM137 206V207H135ZM176 206V207H175ZM259 206H262V204L260 202H257V205H255V207H259ZM3 207V208H2ZM9 207V208H8ZM51 207V208H50ZM72 207V208H71ZM92 209L90 210L89 209ZM106 207H109L110 209L106 208ZM116 207H118L119 209L116 210ZM132 207V208H131ZM160 207V206H159ZM18 208V209H16ZM19 208H21L19 210ZM99 208V209H98ZM123 210H121V209ZM2 209V210H1ZM66 209V210H65ZM73 209V210H72ZM86 209V210H85ZM93 209H96L93 210ZM147 209V210H149ZM162 209V208H161ZM259 210H261V208H258ZM13 212H12V211ZM17 212H16V211ZM62 210V211H61ZM84 210V211H83ZM89 211L87 214L86 211ZM104 210V211H103ZM121 210V215L120 214V211ZM164 211H166L167 209H163ZM176 210V211H175ZM46 211H51L50 213L46 212ZM81 213H80V212ZM92 211V213H91ZM93 211L95 212L93 214ZM106 211V212H105ZM99 212V213H98ZM115 212V213H114ZM263 212H264V208H263ZM11 213V214H10ZM16 213V214H15ZM20 213V214H19ZM64 213V214H63ZM101 213V214H100ZM174 213V214H173ZM181 213V212H180ZM239 215H242L243 211H239L238 212ZM4 214V215H3ZM60 214V216H59ZM67 214V215H66ZM90 214V216H89ZM95 216H93V215ZM99 214V215H97ZM107 214V215H106ZM112 214V215H111ZM114 214V218H110L112 217ZM117 214V215H116ZM219 211L216 212V213H210L208 215H206L205 219L203 218H199L202 214L199 213L197 215V218L200 219V222L201 224H196V230L194 234L190 233L189 234V237H188V241L185 243H181V247L180 246H177V249H175V251H171V252H167L166 254L170 257V258H173L174 256H180L181 254L184 255L185 253V250L186 249H190L197 252V250L199 251L200 249H209L210 246L212 247V245L216 244V240L221 238L222 239V245H219V247H222L224 248V251L225 252H228L230 250V248H235L233 249L232 253L233 254H230L228 253V255L226 254V258H221V256H223L224 254L222 255H218L213 258V261L215 264H264V250L262 253V257L260 255H258L256 252H253V254L251 253V251H249L250 249L248 248V244L247 242L250 240L249 238H245L247 240L243 241V244L242 242L237 246L233 245L232 246V239L233 237H231L230 235L229 236H225L224 234L220 233L219 234V231L222 229L221 227L224 226V224H221V223H217V224H213V222L211 224H206L207 220L209 218H212L213 221L216 220L219 216ZM2 215V216H1ZM17 215V217H16ZM131 215V216H130ZM24 216V217H23ZM33 216V217H32ZM62 216V217H61ZM84 216H87V217H84ZM104 216V217H103ZM173 216V217H172ZM61 217V218H59ZM73 217V218H72ZM90 217V218H89ZM94 217V218H93ZM102 217V218H100ZM171 217L173 219V221H171ZM236 217V216H234ZM23 218V219H22ZM34 220H32V219ZM64 218V219H63ZM71 218V219H69ZM89 218V219H88ZM186 218V219H185ZM5 219V220H4ZM78 219V220H77ZM82 219V220H81ZM85 219V220H83ZM110 219V220H107ZM131 219V220H130ZM227 219V217L225 216V220ZM63 220V221H61ZM65 220V221H64ZM71 220V221H70ZM81 221L80 223L78 222V224L76 223L75 225V221ZM94 220V221H93ZM97 220V221H95ZM99 220H101V224L100 222H98ZM183 220V221H182ZM224 221V219H222ZM233 220V223H234V228L235 227H241L242 229L246 228L249 224H251V222H240V219L236 220V219H232ZM15 221V222H14ZM32 223H31V222ZM47 221V222H46ZM74 221V223H73ZM87 222L86 224H82L84 222ZM104 221V222H103ZM113 223H112V222ZM117 221V222H116ZM181 221V222H180ZM12 222V223H11ZM21 222V223H20ZM63 222V224L61 223ZM92 224H91V223ZM109 222V223H107ZM186 222V224L184 223ZM191 222V223H190ZM19 223V224H18ZM43 223V224H42ZM66 223V224H65ZM69 223V224H68ZM70 223L72 224L73 223V226H77V227H71ZM96 223V224H95ZM99 223V224H97ZM107 223V224H106ZM116 223V224H115ZM179 223V225H178ZM215 223V222H214ZM248 225H247V224ZM5 224V225H4ZM13 224V225H12ZM41 224V225H40ZM81 224V228H80V225ZM92 225L93 227H91L90 225ZM111 224H113L111 226ZM182 224V225H181ZM185 224V225H184ZM3 225H4V229H3ZM23 225V226H22ZM33 227H32V226ZM36 225V226H35ZM69 225V226H68ZM83 225V226H82ZM96 225V226H95ZM99 225V226H98ZM106 225V226H105ZM207 225V226H205ZM226 225V224H225ZM258 223H256V226L252 228L251 230V234H253V236L258 233H264V222H263V225L260 227L257 226ZM8 226V227H7ZM67 228H65V227ZM86 226H87V229H86ZM108 226V227H107ZM33 229H32V228ZM35 227V229H34ZM109 227H112L114 228L112 230V228H109ZM126 227V228H125ZM137 227V226H136ZM167 227H170V230L166 229ZM195 227V226H194ZM198 227V228H197ZM205 227V228H203ZM25 228V229H24ZM28 228H31L30 231ZM38 228V229H37ZM43 229V232H42V229ZM48 230H47V229ZM70 228V230H68ZM92 228V229H91ZM106 228H109L107 230H105ZM125 228V230H124ZM135 228V230H134ZM193 228V227H191ZM7 229V230H6ZM20 229V230H19ZM41 229V230H40ZM46 229V230H45ZM100 229V230H98ZM150 229V230H149ZM188 229V228H187ZM10 230V231H9ZM25 230V231H24ZM29 230V231H28ZM37 230V231H36ZM69 232H68V231ZM84 230V231H83ZM91 230V231H90ZM103 230V231H102ZM111 230V231H110ZM125 231L122 233V231ZM149 230V231H148ZM256 230V232H255ZM22 231V232H21ZM63 231V232H62ZM77 231V232H76ZM109 231V232H107ZM112 231H114L112 233ZM263 231V232H262ZM7 232V233H6ZM17 232V234H16ZM34 232V233H33ZM46 232V233H45ZM50 232V233H49ZM71 232V233H70ZM83 232V233H82ZM88 232V233H87ZM91 232V233H90ZM100 232V233H98ZM116 232V233H115ZM121 236H120V233ZM167 232V233H166ZM221 232V231H220ZM15 233V234H14ZM103 233V234H102ZM118 233V234H117ZM129 233V234H127ZM146 233V234H145ZM151 233V234H150ZM158 233V234H157ZM255 233V234H254ZM13 234V235H12ZM21 234V235H20ZM26 234V235H25ZM29 234V235H28ZM63 234V235H62ZM73 234V235H72ZM76 234V235H75ZM87 235L85 237V235ZM112 234V235H111ZM138 234V235H136ZM20 235V236H18ZM24 235V236H23ZM37 235V236H36ZM81 235V236H80ZM135 235V236H133ZM214 235V236H213ZM46 236V237H45ZM64 236V237H63ZM74 236V237H73ZM120 236V237H119ZM125 236V237H124ZM130 236V237H128ZM142 237L141 238H138V237ZM153 236V237H151ZM193 236V237H191ZM210 236V238H209ZM213 236V237H211ZM11 237V238H10ZM43 237V238H42ZM49 237V238H48ZM119 237V238H118ZM123 237V238H122ZM186 237V238H187ZM191 237V238H190ZM216 237V238H215ZM62 238H65V239H62ZM93 238V239H92ZM106 241H104L105 239ZM125 238V239H124ZM133 238L135 240H133ZM137 238V239H136ZM201 238V239H200ZM225 238V239H224ZM25 239V240H24ZM29 239V240H28ZM36 239V240H35ZM45 239V240H44ZM102 239V240H101ZM114 239L113 241H116V245L113 246V247H109L107 245H110L109 243L112 242L111 240ZM116 239V240H115ZM141 239V240H140ZM146 239V240H145ZM149 239V241H148ZM154 239V240H153ZM191 239H194L196 240L195 242L192 240V242L190 241ZM94 241L92 243V241ZM198 240H205V242L200 245L198 243ZM77 241V242H76ZM80 241V242H79ZM102 241V242H100ZM104 241V243H103ZM109 241V242H108ZM127 241V242H126ZM130 241V242H129ZM139 241V242H138ZM141 241V242H140ZM148 241V242H147ZM153 241L154 243L152 245H150V242ZM43 242V243H42ZM108 242V244H106ZM122 242V244H121ZM138 242V243H136ZM31 243V245H30ZM42 243V244H41ZM82 243V244H81ZM88 243V244H87ZM135 243V244H133ZM141 243V244H140ZM149 243V244H148ZM160 243L162 244L160 246ZM165 243V244H164ZM202 243V242H201ZM3 244V245H2ZM59 244V243H58ZM56 244V245H58ZM80 244V245H79ZM91 244V245H90ZM140 244V245H139ZM182 244H187L186 247L184 249H182ZM205 244V245H204ZM212 244V245H211ZM244 244H246V246H243ZM86 245V246H85ZM139 245V247H138ZM147 245V247H145ZM204 245V246H203ZM241 245V246H240ZM5 246V247H4ZM7 246V247H6ZM10 246V248H9ZM44 246V247H43ZM81 246V247H80ZM89 246V247H88ZM92 246V247H91ZM119 246V247H118ZM123 246L124 250H122L123 248H121ZM133 246V247H132ZM152 246V247H150ZM164 246V247H163ZM231 246V247H230ZM25 247V248H24ZM27 247V248H26ZM33 247V248H32ZM35 247V248H34ZM42 247V249H41ZM52 247H55V244L54 246ZM79 247V248H78ZM107 247V248H105ZM138 247V248H136ZM202 247V248H201ZM88 248V249H87ZM99 248V249H98ZM112 248V249H111ZM121 248V249H120ZM131 248V250H130ZM134 248V249H133ZM148 248V249H147ZM157 248V249H156ZM160 248V249H159ZM193 248V249H192ZM7 249V250H6ZM21 249V250H20ZM26 249V250H25ZM31 249V250H30ZM54 249V248H53ZM94 249V250H93ZM129 249V250H128ZM137 249V250H136ZM143 249V250H141ZM164 249V250H163ZM182 249V250H181ZM17 250H19L17 252ZM88 250V251H86ZM116 250V251H115ZM140 250V251H139ZM154 250V251H152ZM163 250V251H162ZM178 250V251H177ZM244 250V251H243ZM8 251V252H7ZM24 251V253L22 254V252ZM26 251V252H25ZM33 251V252H32ZM84 251V252H83ZM130 251V252H129ZM151 251V252H150ZM182 253H180V252ZM184 251V253H183ZM7 252V253H6ZM31 252V253H29ZM37 252V253H36ZM41 252V253H39ZM116 254H115V253ZM125 252H129V254L131 253L132 255H129V254H126V256H124L123 258H119L122 254H124ZM172 252H174L173 254H171ZM249 252V253H248ZM19 253V254H18ZM21 253V254H20ZM32 253H35V254H32ZM55 253V254H54ZM78 253V254H77ZM100 253V254H99ZM139 254L140 256H137L136 254ZM26 254V256H25ZM89 254V255H87ZM111 254V255H110ZM159 256H158V255ZM179 254V255H177ZM250 254V255H249ZM24 255V256H23ZM57 256L58 255V251L57 250H53L52 251V256ZM61 255V254H60ZM59 255V259L60 256ZM77 255V256H76ZM128 255V256H127ZM156 257H155V256ZM257 255V256H256ZM18 256V257H16ZM38 256V258H37ZM40 256V257H39ZM52 256L48 257L51 258ZM92 256V257H91ZM102 256V257H101ZM119 256V257H118ZM136 258H135V257ZM182 256V255H181ZM245 256V257H244ZM256 256V257H255ZM20 257V258H19ZM58 257V256H57ZM55 257V259L57 258ZM159 257V258H158ZM259 257V258H258ZM15 258V259H14ZM34 258V260H33ZM48 258V259H49ZM53 258V257H52ZM52 258L49 259L50 262H52ZM85 258V259H84ZM88 258V259H87ZM95 259L93 262H92V259ZM110 258H113V259H110ZM127 258V260H126ZM130 258V259H129ZM132 258V259H131ZM144 258V259H143ZM151 258V259H150ZM181 258V257H180ZM211 258V260H212ZM256 258H258L259 260H256ZM19 259V260H18ZM21 259V260H20ZM76 259V261H75ZM100 259V260H99ZM104 259V260H103ZM116 259V260H115ZM136 259V260H135ZM142 259V260H141ZM147 259V260H145ZM183 258H181L180 260L182 261H179V264H185V262L182 260ZM196 259V258H194ZM225 259V260H224ZM15 260H18V261H15ZM30 260V261H29ZM33 260V261H32ZM86 260V261H85ZM118 260V261H117ZM121 260H124V261H121ZM131 260V261H130ZM197 260V259H196ZM194 260L192 261L191 263L192 264H200L201 263V260ZM243 260V261H242ZM253 260V261H251ZM21 261V262H19ZM89 261V262H88ZM97 261V262H96ZM121 261V262H120ZM146 261V262H145ZM154 261V262H153ZM220 261V262H219ZM226 261V262H225ZM241 261V263H240ZM257 261V262H256ZM30 262V263H29ZM79 262V263H77ZM82 262V263H81ZM114 262V263H113ZM144 262V263H143ZM191 263H188V264H191ZM203 264V263H201ZM206 264V263H205Z\"/></svg>",
	"mask_w": 264,
	"mask_h": 264
},
{
	"label": "bare ground",
	"instance_id": "bare-ground-1",
	"mask_svg": "<svg viewBox=\"0 0 264 264\" xmlns=\"http://www.w3.org/2000/svg\"><path fill=\"white\" fill-rule=\"evenodd\" d=\"M56 1V0H55ZM69 1H71V0H69ZM80 1V0H79ZM91 1H93V0H91ZM97 1V0H96ZM105 1V0H104ZM118 1H120V0H118ZM122 1V0H121ZM155 1V0H154ZM154 1H152V3L150 2V0H145V4H144V6L143 5H141L139 2H138V4H137V2L134 0V2H133V10H135L134 12L135 13H137V12H139V14L136 16L135 14H134V18H132V19H134V20H132V22L133 23H131V21H130V19L129 20H126L127 22H126V24H124V22L122 23V25L124 26L123 28L124 29H122V30H125V29H128L129 28V30H132V29H130V28H136V27H138V26H142L141 27V30L139 29V28H136V30L137 29H139L140 31H139V36L138 37H140V44H142L143 42V40L142 39H144L145 41H147L146 43H143L142 45L143 46H145L144 47V50H142L143 48L141 47H139L138 48V50L136 51V54H135V56H130V58L132 57V58H135V60H136V58L137 57H141V58H144V59H149V56H150V52H149V49H150V47H149V39H151L152 40V42H156L157 44H159L160 45V43H163V44H165V45H163V44H161V45H163V47H161V48H159V47H156V45H153V46H155V49L154 48H152L153 50H152V55L151 56H153L154 58H155V56L153 55V54H157L158 52H162V54H160V55H162V56H157L158 57V59H153V61H150V62H148V61H146V62H148V67H149V69H147V70H145V74L144 75H142V70H141V68L143 69V65L142 64H139V65H137V66H140V67H137V69L139 70V71H137V72H135L134 71V73H132V75H130V79H128L126 76H128L127 74H129V73H126V71H129V69L128 70H123V71H119V75L117 74V79L115 80H113V81H116V82H121V85L119 86L121 89H123L124 87H125V85L123 84V82L124 83H126V85L127 84H131L132 83V85H133V92H138V94L140 95V93L139 92H141L142 93V91H147L148 92V94H149V92H150V95H152L153 93V91H152V89L154 88L155 89V87L156 88H163L164 89V87H163V85H164V83L162 84V79L163 78H165L166 80H171V81H173L174 83H175V85L177 86V89L176 90H172V91H170V89H169V93H170V96H169V98L171 99V101L172 102H170V103H168L167 104V106H166V108L164 107V106H162V107H164L165 109H167V107H168V109H167V111L169 110V113L171 112V111H174L172 108H174V106L175 105H177V106H182V105H184V102H183V98L181 97V95H180V93H179V91H181V88H183V86L186 84V80H187V75H189V72H188V74H187V72L186 73H183V74H181L182 75V78H181V80L179 81V80H176V78L175 77H173V76H175L176 75V73H178V72H180V71H177V70H175V68L174 67H171L170 66V64H175V63H171V61L169 60V59H167L166 58V56L167 55H165V54H167L168 52L169 53H171L172 54V52H174V51H179V52H182L183 50H184V48H185V45H189L192 41H195V43L194 44H196V46H199L198 48H200L201 46L203 47L202 49H206L207 48V46L208 45H210L208 42H210V41H208L209 39H212V37L213 38H215L216 39V33H215V36H213V32H211V31H214L213 29V26H211L212 27V29H211V33H213V34H211L212 36H210L209 34L210 33H205L206 31H208V30H204V29H206V28H204L203 29V27L204 26H201V25H203V24H208V23H214V24H220V23H222L223 21H225V20H227L229 23H228V26H227V28H229V29H231L230 31H228V29L227 30H224L225 28H226V26H225V28H223V26L225 25H220V27L218 28L217 26V28L218 29H220V31H218V34H221L223 31L225 32H227L228 34L227 35H229L230 33H231V31H234V33L236 32L237 33V35H240L241 33H247V34H249L250 32H251V30L253 29V28H251L250 29V32L248 33V31H249V28H248V26H246V24L247 25H249V22L248 21H251L250 19V16H247V17H249V20H247V21H245L244 19L243 20H241V16H243V15H241L242 13L245 15V13L244 12H242L243 10L244 11H246V8H248V10H247V12L249 13V14H252V15H255L256 16V18L255 19H263L264 20V9H260L259 7H258V0H194L193 2H188V3H184V1L183 0H169V2L164 6L163 4H161L162 2H163V0H161L162 2L161 3H159V2H154ZM165 1V0H164ZM262 1V0H261ZM15 2V1H14ZM32 2H34V3H36L37 4V2H36V0H34V1H32ZM40 2V0L38 1V3ZM53 2V1H52ZM78 2V1H77ZM87 2V1H86ZM107 2V1H106ZM123 2V4H124V0L122 1ZM128 2V1H127ZM260 2V1H259ZM48 3V2H47ZM46 3V4H47ZM73 3V2H72ZM83 3H85V2H83ZM91 3V2H90ZM95 3V2H94ZM105 3V2H104ZM264 2H262V4H263ZM55 4H59L58 6L56 5V7H59L61 10H63L64 12H70V10H68L67 11V6L66 5H64L65 4V1L64 0H58V3H55ZM68 4V3H67ZM74 4V3H73ZM76 4V6L75 7H78V5H77V3H75ZM111 4V3H110ZM137 4V5H136ZM165 4V3H164ZM177 4V5H176ZM258 4V5H257ZM40 5V4H39ZM38 5V6H39ZM43 5H45V3L43 4ZM51 5V6H50ZM52 5L53 4H47V5H45V7L44 6H42V7H44V8H42V10H39L38 11V13H42V11L43 12H45V13H48L49 14V12H48V10H46V9H48V7L50 6V7H52ZM72 5V4H71ZM90 5V4H89ZM126 5V4H125ZM125 5H123V6H125ZM221 5H225V6H227V10L228 11H226L227 12V15H226V13H225V11H221V10H218V11H216L217 9L216 8H219V6L221 7ZM261 5V4H260ZM101 6H102V4H101ZM130 6V5H129ZM264 6V5H263ZM11 7V6H10ZM15 7V6H14ZM29 7V6H28ZM36 7H37V5H36ZM41 7V6H40ZM97 7V6H96ZM103 7V6H102ZM19 8V7H18ZM59 8H57L58 10H59ZM95 8V7H94ZM109 8V7H108ZM130 8V7H129ZM172 8H174L173 10L174 11H172ZM263 8V7H262ZM1 9V8H0ZM50 9V8H49ZM55 9V8H54ZM53 9V10H54ZM57 9H55V10H57ZM71 9V8H70ZM121 9V8H120ZM207 9H210L211 11V13H210V15L208 14L207 15V13H206V16H204L205 14H203L202 15V17H201V15H200V12L202 13H204V11H206ZM220 9V8H219ZM17 10H19V9H17ZM21 10V9H20ZM33 10H37V9H33ZM46 10V11H45ZM55 10L53 11V13L55 12ZM60 10V11H61ZM78 10V9H77ZM93 10V9H92ZM98 10V9H97ZM110 10H111V8H110ZM118 10H119V8H118ZM122 10V9H121ZM178 10H180V11H178ZM236 10V11H235ZM50 11V10H49ZM99 11V10H98ZM108 11V10H107ZM51 12H52V10H51ZM62 12V11H61ZM81 12V11H80ZM83 12V11H82ZM162 12V15H164V16H162L161 15V17H163V19L162 20H165V23H166V20H170V21H177V22H185V23H188V24H190V25H192L190 28V30L189 31H187L186 33H183V35L181 34V36L180 37H178V36H175V38L174 39H171L169 42H165V39H168L167 37V34L165 35V36H163V38H165V39H162V40H164V42H159L160 40H161V35H160V32L158 33V34H156V32L157 31H155L156 30V28H155V30L154 29H152L153 27H151L150 28V30L148 29V27L147 26H149V25H147L148 24V22H151V21H149V19L150 20H152V22L151 23H154L153 21V19H155L156 17H158V14L159 13H161ZM56 13V12H55ZM59 13V12H58ZM72 13V12H71ZM107 13H109V12H107ZM119 13H121V11L119 12ZM127 13V12H126ZM225 13V14H224ZM36 14H37V12H36ZM48 14H45V15H43L44 17L42 18L41 17V23H43V25H45V27H42V28H45L43 31H41V30H37V29H35V27H33V28H29L28 26H26L25 24H23V25H21V24H19L17 21L15 22V21H13V23H12V27H11V29L12 30H21V32L25 35V34H30V33H32V34H34V36L36 37V35H38L39 34V39H38V41L35 43L36 44V46H35V49H36V51H38L39 53H40V55H37V57L38 58H45V59H47V61H55V60H58L59 61V57H60V53H62L63 51L64 52H67L68 53V59H67V63L65 64V66L67 65V66H73V68H71L72 70L71 71H73V72H78L77 71V69L75 68L76 67V65H75V67H74V64L76 63V61L78 62V64L80 65V66H83V65H85V58H84V60H81L80 58H79V56H81V55H78V54H76L78 51H80V49H78L77 47H76V44H78V40H80L79 39V37H77V36H75V35H70V34H68V37L67 38H65V39H61L62 41H60V45L58 46L59 48H60V50H58L57 51V48L56 47H54V50H53V46L52 47H49V46H51L52 45V43H54L55 42V39L56 38H58V36L60 35V34H56V32L54 33V34H52V32L51 31H53V27H51V28H53L52 30H50V29H48V28H46V27H48V24H47V16H48ZM60 14V13H59ZM73 14V13H72ZM112 14V13H111ZM110 14V15H111ZM123 14V13H122ZM30 15V14H29ZM133 15V14H132ZM194 17H193V16ZM36 16V15H35ZM52 16H54V14L53 15H51V17ZM80 16V15H79ZM91 16V15H90ZM87 17L86 18V20L85 21H79V24H81V26L82 27H87V25H88V23L90 24V23H92V18L91 17ZM131 16V15H130ZM192 16V17H191ZM246 16V15H245ZM30 17V16H29ZM73 17V16H72ZM109 17V16H108ZM111 17V16H110ZM128 17V16H127ZM144 17H146V20H145V22L146 23H144L143 22V20L142 19H144ZM160 17V18H161ZM258 17V18H257ZM39 18H40V16H39ZM54 18V17H53ZM105 18V17H104ZM124 18V17H123ZM252 18H254V17H252ZM83 19V18H82ZM81 19V20H82ZM85 19V18H84ZM94 19V18H93ZM107 19V18H106ZM110 19V18H109ZM159 19V18H158ZM218 19V20H217ZM78 20V19H77ZM116 20V19H115ZM155 20H157V19H155ZM253 20V19H252ZM51 22H53V24H54V26H59L60 24H63V23H69L68 21H70V23H72V24H74L73 22H71L72 20H71V16H70V14H67V18H64V15H63V17L61 16V17H59V15H56L55 14V18L53 19V20H50ZM98 21V20H97ZM103 21V20H102ZM123 21V20H122ZM159 21V20H158ZM170 21H167V22H170ZM255 21V20H254ZM253 21V22H254ZM259 21H261V20H259ZM50 22V23H51ZM106 22V21H105ZM105 22H103V24H105ZM110 22V21H109ZM121 22V21H120ZM119 22V23H120ZM163 22V21H162ZM257 22V21H256ZM41 23H39V24H41ZM102 23V22H101ZM107 23V22H106ZM151 23H150V25H151ZM255 23V22H254ZM71 24V25H72ZM95 24V23H94ZM102 24V25H103ZM116 24V23H115ZM52 25V24H51ZM147 25V26H146ZM154 25V24H153ZM163 25V24H162ZM166 25V24H165ZM73 26V25H72ZM75 26V25H74ZM80 26V27H81ZM101 26V25H100ZM158 26V25H157ZM160 26V25H159ZM201 26V27H200ZM205 26H207V25H205ZM210 26V25H209ZM250 26V25H249ZM28 27V28H27ZM50 27V26H49ZM97 27V26H96ZM165 28H166V26H164ZM183 27V26H182ZM37 28V27H36ZM41 28V29H42ZM170 28V27H169ZM184 28V27H183ZM199 29L200 30V34H202L203 35V38L202 39H200V37H198V36H201V35H194L195 33V30L196 29ZM210 28V27H209ZM29 29H30V31H29ZM32 29H33V31H32ZM39 29V28H38ZM64 29V28H63ZM105 29V28H104ZM115 29H117V28H115ZM119 29V28H118ZM203 29V30H202ZM216 29V28H215ZM223 29V30H222ZM59 30H61V29H59ZM65 30V29H64ZM210 30V29H209ZM217 30V29H216ZM215 30V31H216ZM255 30V29H254ZM264 30V29H263ZM262 30V31H263ZM40 31V32H39ZM69 31V30H68ZM67 31V32H68ZM167 31V33L170 31V29L168 30H166ZM165 31V32H166ZM192 31H193V33H192ZM204 31V32H203ZM143 32H145L146 33V35L144 36V34H143ZM217 32V31H216ZM260 31H258V32H256V33H254L253 34V32L251 33L252 35H253V38H254V42L255 41H257V43L258 44H255V43H253V44H255V46H256V48H253V49H249V48H247L246 47V49H249V50H244V52L246 51L248 54H247V56L246 57H250V56H252V55H256V53L255 54H253L254 52H256V50H259V51H262L263 50V53H264V31H263V33L259 36V33ZM74 33V32H73ZM113 33V32H112ZM138 33V32H137ZM235 33V34H236ZM18 34V33H17ZM22 34V35H23ZM36 34V35H35ZM49 34H52L51 36H49ZM72 34V33H71ZM76 34V33H75ZM120 34H123V36L124 37H126V35H128L127 34V31L126 32H121L120 31ZM198 34V33H197ZM217 34V35H218ZM223 34V33H222ZM232 34V33H231ZM61 35H63V34H61ZM66 34H65V32H64V36H65ZM116 34H114V36H115ZM132 35V34H131ZM136 35V34H135ZM224 35V34H223ZM223 35H222V37H223ZM250 35V34H249ZM106 36V35H105ZM104 35H102V38H104L105 37ZM134 36V35H133ZM218 36H220L221 37V35H218ZM245 36V38L246 37H248V35L246 36V35H244ZM122 37V36H121ZM135 37V36H134ZM195 37H197V39H195ZM224 37H225V35H224ZM239 37V36H238ZM243 37V36H242ZM250 37V36H249ZM22 38H23V36H22ZM34 38V37H33ZM83 38V37H82ZM170 38V37H169ZM177 38V39H176ZM251 38H252V36H251ZM60 39V38H59ZM119 39V38H118ZM121 39H123V38H121ZM120 39V40H121ZM125 39V38H124ZM123 39V40H124ZM128 39H130L129 37H128ZM137 39V38H136ZM195 39V40H194ZM217 39H219V38H217ZM217 39H216V41H217ZM221 39V38H220ZM224 39V38H223ZM228 39H230V36H229V38ZM237 39V38H236ZM239 39V38H238ZM249 39V38H248ZM35 40V39H34ZM139 40V39H138ZM169 40V39H168ZM167 40V41H168ZM174 40H176L177 42H173ZM240 40H243V38H241ZM20 41H22V40H20ZM24 41V40H23ZM43 41H45L44 42V44L42 45L41 44V42H43ZM75 41V42H74ZM111 41V40H110ZM136 41V40H135ZM216 41H214V42H216ZM223 41V40H222ZM222 41L220 42V40H219V43H221L222 45H220V46H212L213 44H214V42H212V47H215V48H217V47H219L220 49L221 48H223L224 46H229V45H226L229 41L228 40H224V42L222 43ZM244 41V40H243ZM29 42H31L30 40H29ZM35 42V41H34ZM58 42V41H57ZM90 42V41H89ZM136 42H138V41H136ZM24 43V42H23ZM22 43V44H23ZM25 43H27V42H25ZM92 43V42H91ZM33 44V42L31 43V45ZM35 44H33V45H35ZM83 44H86V43H84L83 42ZM136 44H138V43H136ZM173 44H175V46L173 47ZM208 44V45H207ZM250 44V43H249ZM25 45V44H24ZM32 45V46H33ZM58 45V44H57ZM88 45V44H87ZM87 45H84V46H87ZM151 45V44H150ZM170 45H172V46H170ZM215 45V44H214ZM244 45V44H243ZM252 45V44H251ZM23 46V45H22ZM27 46V45H26ZM32 46H30V48H32L33 49V47ZM40 46H43V48L42 49H40ZM54 46H56V45H54ZM93 46V45H92ZM135 46V45H134ZM186 46V47H187ZM190 46V45H189ZM233 46V45H232ZM247 46V45H246ZM253 46V45H252ZM6 47V46H5ZM83 46L81 45V47L80 48H82ZM113 47V46H112ZM120 47V46H119ZM128 47V46H127ZM147 47V48H146ZM250 47V46H249ZM260 47V48H259ZM75 48V49H74ZM92 48V47H91ZM117 48H118V46H117ZM129 49H130V47H128ZM135 48V47H134ZM189 48V47H188ZM187 48V49H188ZM197 48V49H198ZM238 48H240V47H238ZM238 48H236V49H238ZM242 48V47H241ZM257 48H259V49H257ZM2 49V48H1ZM27 49V48H26ZM28 49H29V47H28ZM107 49V48H106ZM127 49V48H126ZM137 49V48H136ZM186 49V48H185ZM194 49V48H193ZM197 49H195V50H197ZM208 49V48H207ZM210 49V52L211 53H213L212 51H213V48H209ZM220 49H219V51H220ZM244 49V48H243ZM242 49V50H243ZM73 50V51H72ZM95 50V49H94ZM99 50V49H98ZM116 50V49H115ZM162 50V51H161ZM192 50V49H191ZM195 50H193V51H195ZM231 51L233 50V49H230ZM241 50V51H242ZM251 50H253V53H250L251 52ZM9 51H10V49H9ZM8 51V52H9ZM12 51V50H11ZM27 51V50H26ZM34 51V50H33ZM53 51V53L51 54V52ZM104 51V50H103ZM113 51V50H112ZM117 51H120V52H122L121 50H116V52ZM132 51H135V50H133L132 49ZM227 51V50H226ZM240 51V52H241ZM0 52H1V50H0ZM7 52V53H8ZM31 52V51H30ZM29 52V53H30ZM63 52V53H64ZM106 52H107V50H106ZM119 52V54H118V56H120V58L122 57L123 59H124V56H125V58H126V55H124L123 53L125 52H123L122 53V55H120L121 53ZM154 52V53H153ZM187 52V51H186ZM185 52V53H186ZM188 52H189V50H188ZM197 51H195V53H196ZM204 52H205V50H204ZM238 52V51H237ZM32 53V52H31ZM62 53V54H63ZM134 53V52H133ZM175 53V52H174ZM191 53V52H190ZM228 53V52H227ZM233 53V52H232ZM243 53V52H242ZM1 54H3V53H1ZM37 54V53H36ZM66 54V53H65ZM81 54V53H80ZM181 54V53H180ZM189 54V53H188ZM194 54V53H193ZM196 54H199V52L198 53H196ZM260 54V53H259ZM21 55V54H20ZM86 55V54H85ZM90 55V54H89ZM94 55V54H93ZM107 55V54H106ZM114 55V54H113ZM116 55V54H115ZM131 55V54H130ZM159 55V54H158ZM174 55V54H173ZM172 55V56H173ZM183 55V54H182ZM235 55V54H234ZM237 55H240V53L238 52V54L236 53V55L235 56H237ZM244 55V54H243ZM1 56V55H0ZM108 56V55H107ZM178 56H179V54H178ZM196 56V55H195ZM194 56V57H195ZM261 56V55H260ZM10 57V56H9ZM34 58H35V56H33ZM32 57V58H33ZM117 57V56H116ZM152 57V58H153ZM165 57V58H164ZM169 57H171V56H169ZM190 57V56H189ZM198 56H196V58H197ZM199 57H203V56H199ZM214 57V56H213ZM219 57V56H218ZM225 57V56H224ZM5 58V57H4ZM26 58V57H25ZM31 58V56H30V59H32ZM34 58H33V60H34ZM63 58H64V56H63ZM121 58V59H122ZM186 58H187V56H186ZM193 58V57H192ZM192 58H190L189 60H191ZM254 58V57H253ZM252 57H251V60H254ZM264 58V57H263ZM93 59V58H92ZM195 59V58H194ZM206 59V58H205ZM209 59V58H208ZM231 60H232V57L230 58ZM250 59V58H249ZM248 59V60H249ZM12 60V59H11ZM36 61L37 60H39V59H35ZM63 60V59H62ZM62 60H60V61H62ZM91 60V59H90ZM105 60V59H104ZM138 60V59H137ZM151 60V59H150ZM173 60H174V58H173ZM251 60H249L250 62H251ZM64 61H65V58H64ZM64 61H62V62H64ZM120 61V60H119ZM128 61V60H127ZM158 61H161L162 62V64H160L161 66H158ZM198 61H199V59H198ZM203 61V60H202ZM224 61V60H223ZM261 61V60H260ZM12 62H15V60L14 61H12ZM12 62H10V63H12ZM33 61L31 60V63H32ZM49 62H47V63H49ZM186 62V61H185ZM215 62V61H214ZM217 62V61H216ZM257 62V61H256ZM0 63H1V61H0ZM4 63V61H2V64ZM8 63V62H7ZM6 63V64H7ZM16 63H17V61H16ZM16 63H14V65L16 64ZM29 63V62H28ZM46 63V64H47ZM55 63V62H54ZM160 63V62H159ZM188 63V62H187ZM207 63V62H206ZM222 63V62H221ZM244 63V62H243ZM263 63V62H262ZM38 64V63H37ZM59 64H60V62H59ZM64 64V63H63ZM63 64L61 63V65L63 66ZM77 64V65H78ZM105 64V63H104ZM147 64V63H146ZM180 64V63H179ZM182 64V63H181ZM180 64V65H181ZM196 64V63H195ZM235 64V63H234ZM237 64V63H236ZM3 65H5V64H3ZM17 65V64H16ZM35 65V64H34ZM52 65V64H51ZM99 65V64H98ZM102 65V64H101ZM111 65V64H110ZM113 65V64H112ZM128 65V64H127ZM130 65V64H129ZM132 65V64H131ZM142 65V66H141ZM201 65V64H200ZM231 65V64H230ZM229 65V66H230ZM233 65V64H232ZM244 65V64H243ZM7 65H5L4 67H6ZM26 66V65H25ZM55 66V65H54ZM60 66V65H59ZM64 66V67H65ZM66 66V67H67ZM100 66V65H99ZM183 66V65H182ZM185 66V65H184ZM183 66V67H184ZM207 66V65H206ZM216 66V65H215ZM237 65H235V67H236ZM9 67V66H8ZM7 67V68H8ZM32 66H30V68H31ZM93 67H96V66H93ZM92 67V68H93ZM147 67V66H146ZM176 67H177V65H176ZM187 67V66H186ZM214 67V66H213ZM242 67V66H241ZM10 68H12V66H10ZM50 68H51V66H50ZM59 68V67H58ZM58 68L57 69H54L53 71H51V73H52V75H50V76H48L47 74H45V77H46V83H48V82H50V80L51 79H55V78H53V77H55L58 73H56L57 71H58ZM63 68V67H62ZM68 68V67H67ZM79 68V67H78ZM98 68V67H97ZM102 68V67H101ZM130 68V67H129ZM206 68V67H205ZM240 68V67H239ZM246 68H248V67H246ZM259 68H261V67H259ZM2 69H4V68H2ZM32 69H33V67H32ZM53 69V68H52ZM88 69L89 68H87V69H85L84 68V70L83 71H88ZM106 69V68H105ZM104 69V70H105ZM108 69V68H107ZM110 69V68H109ZM186 69V68H185ZM207 69V68H206ZM210 69V68H209ZM209 69L207 70V71H209ZM223 69V68H222ZM251 69V68H250ZM263 70H264V68H262ZM13 70H15V72H17L16 74H18V75H20V74H23V75H25V70H27V68H23V67H21V66H14V69ZM29 70V69H28ZM34 70V69H33ZM80 70H81V68H80ZM103 70V69H102ZM111 70H113V72H115V73H117L118 72V67H115V68H113L112 67V69ZM249 70V69H248ZM257 70V69H256ZM259 70V69H258ZM12 70H10V72H11ZM48 71V70H47ZM64 71H66V70H64ZM83 71H81L79 74H81ZM89 71H91V70H89ZM199 71V70H198ZM201 71H203V70H201ZM219 71V70H218ZM238 71V70H237ZM243 71V70H242ZM262 71V70H261ZM261 71L258 73V75L261 73ZM5 72V71H4ZM14 72V71H13ZM41 73H44L45 71H40ZM68 72V71H67ZM100 72V71H99ZM185 72V71H184ZM204 72V71H203ZM230 72H231V70H230ZM234 72H236V69H235V71ZM243 72H246V71H243ZM263 72V71H262ZM31 73H34V71H32ZM60 73V72H59ZM63 73V72H62ZM90 73V72H89ZM114 73V74H115ZM154 73H159V75L162 77L160 80L158 79V78H155V77H153L154 75ZM219 73V72H218ZM37 74V73H36ZM56 74V75H55ZM69 74H70V72H69ZM74 74V73H73ZM83 74V73H82ZM91 74V73H90ZM124 74V75H123ZM196 74V73H195ZM194 74V75H195ZM197 74H198V72H197ZM201 74V73H200ZM199 74V75H200ZM224 74V73H223ZM227 74V73H226ZM251 74V73H250ZM2 75V74H1ZM14 75V74H13ZM23 75H21L22 77H23ZM55 75V76H54ZM60 75V74H59ZM67 75V74H66ZM113 75V74H112ZM204 75H205V73H204ZM211 75V74H210ZM235 75V74H234ZM248 75V74H247ZM254 75H257V74H254ZM262 75V74H261ZM261 75H259V76H261ZM29 76V75H28ZM28 76H27V78H28ZM39 76H40V74H39ZM67 76H69V75H67ZM84 76V75H83ZM100 76V75H99ZM104 77L103 78H106L105 77V75H103ZM111 76V75H110ZM259 76H257V77H259ZM11 77V76H10ZM15 77V76H14ZM20 77V76H19ZM19 77H17V78H19ZM65 77V76H64ZM73 77V76H72ZM80 77H82V75L80 76ZM79 77V78H80ZM91 77H94V76H91ZM112 77V76H111ZM201 77H203V76H201ZM200 77V78H201ZM6 78V77H5ZM44 78V77H43ZM58 78V77H57ZM75 78V77H74ZM85 78H87V76L85 75ZM90 78V77H89ZM96 77H94V78H90V79H88L87 81H85V80H81V81H79L78 80V78H77V80H74L73 82H70L69 80V82L70 83H68V81H66L65 79H67V78H65V79H63V78H58L59 79V82H58V87H62L63 85L62 84H64L65 85V87H66V85L67 86H79L78 88L79 89H82L83 88V90H84V92H85V94L86 93H88V92H91L89 95V97H90V99H88L86 102H83V103H81L80 104V106L78 105L77 106V103L75 102V107H74V101L73 102H71V100L68 102V100L66 99L67 97H64L63 99H62V102H63V100H64V102L62 103V104H60V108L62 109V111L61 112H65V113H70V114H73L74 115V117H77L78 119H80V120H84L85 122H82L83 124H84V126L85 125H87L88 126V124H87V120H86V117L87 116H85L86 114L85 113H87L88 114V112H86V110L88 109L87 107H91V108H96V111H98V116L99 117H96V118H100V116H101V118H104V117H106V115L107 114H109L110 112H114L113 110H116V109H122V108H124V105H125V101L127 100V99H132V97H131V95H130V98H129V96H128V98H125V97H121V95L119 94V93H114L112 96H114V97H117V98H119V100L117 101L116 100V102L114 101L115 100V98H113L112 96H111V98H109V99H107V101H104L105 99V97L104 96H102V97H97L96 95H95V89L93 90V89H91V87H96V86H99V88L98 89H100V88H103L104 86V84L106 83V82H103V80L102 81H100L99 79H95ZM114 78V77H113ZM112 78V79H113ZM171 78V79H170ZM216 78V77H215ZM218 78V77H217ZM223 78V77H222ZM229 78H230V76H229ZM232 78V77H231ZM235 78V77H234ZM253 78V77H252ZM251 78V79H252ZM254 78H256V76L254 77ZM76 79V78H75ZM82 79V78H81ZM197 79V78H196ZM214 79V78H213ZM259 79V78H258ZM72 80V79H71ZM108 80V79H107ZM216 80H218V79H216ZM225 80H226V76H225ZM236 80V79H235ZM245 80V79H244ZM42 81V80H41ZM40 81V82H41ZM45 81V80H44ZM104 81H106L105 79H104ZM130 81V82H129ZM230 81V80H229ZM249 81V80H248ZM251 81V80H250ZM249 81V82H250ZM255 81H256V79H255ZM43 82V81H42ZM177 82H178V84H177ZM211 82V81H210ZM30 83V82H29ZM57 83V82H56ZM110 83V82H109ZM213 83V82H212ZM211 83V84H212ZM216 83V82H215ZM214 83V84H215ZM218 83V82H217ZM222 83V82H221ZM243 83H245V81L243 82ZM24 84V83H23ZM26 84V83H25ZM219 84V83H218ZM227 84V83H226ZM261 84H263V83H261ZM40 85V84H39ZM56 85V84H55ZM95 85V86H94ZM168 85V84H167ZM166 85V86H167ZM230 85V84H229ZM250 85L251 86H254V81L252 80L251 81V83H250ZM259 86L258 87H260V84H258ZM14 86H16V85H14ZM24 86V85H23ZM175 86V87H176ZM181 86V88L180 89H178L179 87ZM228 86V85H227ZM231 86V85H230ZM248 86H249V84H248ZM53 87V86H52ZM68 87V88H69ZM186 87V86H185ZM215 87H217L216 85H215ZM226 87V86H225ZM239 87V86H238ZM237 87V88H238ZM257 87V86H256ZM18 88H20V87H18ZM26 88V87H25ZM89 88L91 89L90 91H88V92H86L87 90H89ZM166 88V87H165ZM169 88V87H168ZM167 88V89H168ZM207 88V87H206ZM206 88H205V90H206ZM210 88V87H209ZM214 88V87H213ZM248 88V87H247ZM246 88V89H247ZM255 88V87H254ZM34 89V87L33 86H30V90L32 91ZM47 89H49V88H47ZM57 88H55V89H53V93H55L56 91H54V90H56ZM77 89V88H76ZM153 89V90H154ZM174 89V88H173ZM185 89V88H184ZM190 89V88H189ZM224 89V88H223ZM248 89H252V88H248ZM248 89L247 90H244V91H242V92H240V93H238L237 95L239 96V97H243L244 95H248L250 92H248ZM261 89H263L262 87H261ZM19 90V89H18ZM60 90V89H59ZM97 90V89H96ZM102 90H104V89H102ZM116 90V89H115ZM131 90V91H132ZM160 90V89H159ZM203 90V89H202ZM204 90V91H205ZM211 90V89H210ZM237 90V89H236ZM249 90V91H250ZM253 90V89H252ZM255 90V89H254ZM256 90H258L257 88H256ZM256 90H255V92H256ZM12 91V90H11ZM14 91V90H13ZM23 91V90H22ZM34 91V90H33ZM50 91L52 92V90L51 89H49V94H50ZM61 91V90H60ZM59 91V92H60ZM130 91V90H129ZM130 91V93H132ZM207 91V90H206ZM218 91V90H217ZM62 92L64 93V91L62 90ZM95 92V93H94ZM100 92H103V91H100ZM108 92V91H107ZM114 92V91H113ZM120 92V91H119ZM155 92V91H154ZM167 92V91H166ZM224 92H226V91H224ZM260 92V91H259ZM162 93H164V92H162ZM205 93V92H204ZM256 93H258V92H256ZM73 94V93H72ZM78 94V93H77ZM116 94V95H115ZM186 94V93H185ZM191 94V93H190ZM202 94V93H201ZM250 94H254L253 96H256L255 95V93L253 92V91H251V93ZM259 94H261V93H259ZM20 95H22V94H20ZM45 95V94H44ZM54 95H56V94H54ZM65 94H62L61 92L58 94V98H60L61 96H64ZM150 95H148V96H150ZM192 95V94H191ZM210 95V94H209ZM218 95H219V92H218ZM223 95H225V94H223ZM23 96V95H22ZM25 96V95H24ZM34 96V95H33ZM43 96V95H42ZM50 96H51V94H50ZM66 96V95H65ZM132 96L134 97H136V96H138L137 94L136 95H133L132 94ZM198 96V95H197ZM196 96V97H197ZM202 96V95H201ZM203 96H204V94H203ZM220 96V95H219ZM222 96V95H221ZM250 96V95H249ZM53 97V96H52ZM69 97V96H68ZM72 97V96H71ZM193 97H195V96H193ZM236 97V96H235ZM70 98V97H69ZM85 98V97H84ZM84 98L82 99V100H84ZM116 98V99H117ZM217 98H218V96H217ZM236 98H238V97H236ZM244 98L245 99H247V100H251V98H253L252 96H250V98L247 96V97H245L244 96ZM249 98V99H248ZM261 98H263V97H261ZM38 99V98H37ZM36 99V100H37ZM264 99V98H263ZM262 99V100H263ZM49 100V99H48ZM47 100V101H48ZM81 100V99H80ZM137 100H138V97H137ZM139 100H140V96H139ZM166 100V99H165ZM198 100H199V98H198ZM209 100H211V99H209ZM224 100V99H223ZM253 100V99H252ZM44 101V100H43ZM50 101V100H49ZM65 101H67V103L65 102ZM112 101H114V102H112ZM131 101H133V100H131ZM189 101H191V100H189ZM244 101V100H243ZM258 101V100H257ZM264 101V100H263ZM262 101V102H263ZM0 102H2V101H0ZM78 102H80V101H78ZM127 102V101H126ZM147 102H149V101H147ZM158 101H155V102H153V103H150L149 104V107L150 108H152L154 105H155V103H157ZM186 102V101H185ZM198 102V101H197ZM224 102H226V101H224ZM224 102L222 103V104H224ZM249 102V101H248ZM261 102V101H260ZM261 102V103H262ZM41 103H43V102H41ZM52 103H54V102H52ZM128 103V102H127ZM134 103V102H133ZM190 103V102H189ZM202 103V102H201ZM250 103V102H249ZM261 103H259V104H261ZM5 104H7V103H5ZM32 104V103H31ZM40 104V103H39ZM112 106H111V105ZM144 104H146V103H144ZM158 104V103H157ZM191 104V103H190ZM190 104H188V105H190ZM218 104V103H217ZM251 104V103H250ZM111 107H113V109L111 110V109H106V108H110V106ZM162 105V104H161ZM194 105V104H193ZM201 105V104H200ZM216 105V104H215ZM225 105V104H224ZM17 106V105H16ZM43 106H45L44 104H43ZM77 106V107H76ZM142 106V105H141ZM146 106H148V105H146ZM176 106V107H177ZM187 106V105H186ZM199 106V105H198ZM203 106V105H202ZM216 106H218V105H216ZM221 106V105H220ZM255 106V105H254ZM264 106V105H263ZM23 107V106H22ZM41 107V106H40ZM47 107V106H46ZM46 107H44V109L46 108ZM138 107V106H137ZM155 107H156V105H155ZM175 107V108H176ZM189 107V106H188ZM192 107V106H191ZM261 107H262V104H261ZM259 108L258 107V105H257V107H256V109H255V107H253L252 109H251V111L250 112H247V113H245V114H243V116H244V118H242L243 116H240L243 120L241 121V123L239 124V128L238 129H236L238 126H236V128L234 127L233 129H236V130H241L242 128L243 129H245L244 127L247 125L246 123H250V124H252V125H256L257 123H258V118L255 120L254 119V121L252 120V118L254 117V118H256L255 116H258L257 114H258V112H260L261 111V109L264 111V108ZM1 108V107H0ZM27 108H29V107H27ZM58 108H59V105H56V104H52V105H50V106H48V108H46V109H48L49 111V113H50V115L49 116H52V117H55V119H56V117H59V119L60 118H62L63 116H62V114H61V116L59 115L60 113L58 112ZM59 108V109H60ZM87 108V109H86ZM131 108V107H130ZM135 108V107H134ZM140 108V107H139ZM154 108V107H153ZM152 108V109H153ZM204 108V107H203ZM212 108H214V107H212ZM218 108V107H217ZM217 108H214V109H217ZM236 108V107H235ZM246 108H248V107H246ZM44 109H42V110H44ZM85 109V115H82L81 117H79V115L80 114H83L82 112H83V110ZM98 109V110H97ZM105 109V110H104ZM137 109V108H136ZM214 109H212L211 111H213ZM240 109V108H239ZM27 110H29V109H27ZM32 110V109H31ZM89 110V109H88ZM87 110V111H88ZM91 110H93V109H91ZM148 110H149V108H148ZM199 110L200 109H198V112H199ZM233 110H235V109H232V108H229V109H227L223 114H224V116L225 117H227V116H229L231 113H233ZM248 110V109H247ZM22 111V110H21ZM37 111V110H36ZM95 111V112H96ZM100 111V112H99ZM103 111H105V114H104V112ZM204 111V110H203ZM211 111H209L210 113H212ZM216 111V110H215ZM215 111H214V113L213 114H215ZM246 111V110H245ZM244 111V112H245ZM249 111V110H248ZM26 113L28 112V111H25ZM43 112V111H42ZM120 112V111H119ZM147 112H149V114H150V111H147ZM2 113V112H1ZM37 113V112H36ZM45 113V112H44ZM143 113H145V112H143ZM160 113H162V112H160ZM168 113V114H169ZM186 113V112H185ZM191 113V112H190ZM193 113V112H192ZM200 113V112H199ZM219 113V108H218V112L216 111V114H218ZM237 113V112H236ZM235 113V114H236ZM34 114V113H33ZM45 114H47V113H45ZM95 114V113H94ZM146 114V113H145ZM149 114H147V115H149ZM220 114H221V112H220ZM241 114V113H240ZM254 114H255V116H254ZM262 112H261V116H262ZM31 115V114H30ZM48 115V114H47ZM68 115V114H67ZM89 115V114H88ZM110 115V114H109ZM154 115V114H153ZM159 115V112H158V114H157V116ZM163 115V114H162ZM170 115V114H169ZM183 115H185V114H183ZM239 115V114H238ZM237 115V118L239 117ZM29 116V115H28ZM49 116H47V117H49ZM95 116V115H94ZM141 116V115H140ZM140 116H138V117H140ZM144 116V115H143ZM188 116H190V115H188ZM197 116H199V115H197ZM216 116H218V115H216ZM221 116V115H220ZM223 116V115H222ZM230 116H232V115H230ZM234 116V115H233ZM261 116H259V117H261ZM30 117V116H29ZM40 117V116H39ZM109 117V116H108ZM178 117V116H177ZM184 117V116H183ZM201 117V116H200ZM219 117V116H218ZM25 118V117H24ZM35 118V117H34ZM42 118H43V114H42ZM69 118V117H68ZM90 118H92V115H91V117ZM90 118H88L87 117V119H90ZM164 118V117H163ZM175 118V117H174ZM185 118V117H184ZM217 118V117H216ZM215 118V119H216ZM261 118H264V116H262ZM3 119V118H2ZM44 119V118H43ZM58 119V118H57ZM56 119V120H57ZM180 119V118H179ZM225 119V118H224ZM226 119H229V118H226ZM225 119V120H226ZM233 118H230L229 120H232ZM240 119V118H239ZM260 119V118H259ZM32 120V119H31ZM38 120H39V118H38ZM56 120H53V121H56ZM90 120H94V119H90ZM103 120V119H102ZM147 120V119H146ZM156 120V119H155ZM164 120V119H163ZM193 120V119H192ZM209 120H210V118H209ZM223 119H221V121H222ZM225 120H223V121H225ZM251 120H252V122H251ZM262 120H264V119H260V122L262 121ZM9 121V120H8ZM27 121H29L28 119H27ZM97 121V120H96ZM96 121H92L90 124H96ZM174 121V120H173ZM191 121V120H190ZM198 121V120H197ZM6 122V121H5ZM10 122V121H9ZM32 122V121H31ZM44 122H46V121H44ZM103 122V121H102ZM155 122V121H154ZM158 122V121H157ZM161 122V121H160ZM160 122H158V123H160ZM165 122V121H164ZM239 122H240V120H239ZM259 122V123H260ZM2 123V122H1ZM4 123V122H3ZM7 123V122H6ZM27 123V122H26ZM38 123H40V122H38ZM86 123V124H85ZM105 123V122H104ZM162 123V122H161ZM181 123H182V120H181ZM213 123V122H212ZM219 123V122H218ZM220 123H222V122H220ZM227 123V122H226ZM258 123V124H259ZM262 123H264V122H262ZM33 124V123H32ZM32 124L31 125H29V126H32ZM45 124V126H43V127H38V126H36V127H38V129H40V130H42V129H47V130H45V131H47V132H49L50 131V129H51V121L50 120H48V122H46V123H44ZM48 124H49V126H51L50 127V129H48ZM62 124V123H61ZM99 124V123H98ZM98 124H96L97 126H98ZM170 124V123H169ZM257 124V125H258ZM13 125H14V123H13ZM13 125H11V126H13ZM24 125H25V123H24ZM28 125V124H27ZM38 125V124H37ZM59 125H60V123H59ZM100 125V124H99ZM103 125V124H102ZM187 125V124H186ZM195 125V124H194ZM205 125H206V123H205ZM212 125V124H211ZM233 125V124H232ZM10 126V127H11ZM26 126V125H25ZM57 126V125H56ZM67 126V125H66ZM91 126H93V125H90V129L89 130H87V131H85L84 133H81L80 132V134L79 135H76V134H74L75 136H78V138H76V140H77V142H79V141H81V140H85V138L87 139H89V134H90V130L92 129V127ZM101 126V125H100ZM104 126V125H103ZM109 126V125H108ZM114 126V125H113ZM130 126V125H129ZM138 126V125H137ZM136 126V127H137ZM176 126V125H175ZM203 126V125H202ZM229 126V125H228ZM22 127H24V126H22ZM36 127H34V128H36ZM62 127V126H61ZM86 127V126H85ZM102 127V126H101ZM100 127V128H101ZM135 127V126H134ZM135 127V129L137 130H139L140 128H136ZM141 127V126H140ZM190 127V126H189ZM192 127V126H191ZM220 127V126H219ZM233 127V126H232ZM232 127H231V129H232ZM264 127V126H263ZM15 128H16V130H15ZM66 128V127H65ZM79 128H81V126L79 127ZM99 128V129H100ZM103 128V127H102ZM129 128V127H128ZM133 128V127H132ZM207 129H208V126L206 127ZM226 128V127H225ZM249 128V127H248ZM251 128V127H250ZM258 128H261L262 129V127L260 126V127H258ZM8 128H6V130H7ZM10 129V128H9ZM26 129V128H25ZM31 129V128H30ZM37 129V128H36ZM105 129V128H104ZM111 129H113V128H111ZM143 129V128H142ZM141 129V130H142ZM176 129V128H175ZM230 129V128H229ZM10 130H13L14 132H17V131H19V132H21V131H24V129L23 128H21V127H17V126H13V129H10ZM56 130V129H55ZM64 130V129H63ZM68 130V129H67ZM95 130H97V129H95ZM131 130V129H130ZM235 130V131H236ZM258 129H256L255 130V132H254V134H253V136H252V133H249V132H247V133H245L244 134V137L242 138L241 136H239V133H237V132H234L233 130V132H229V133H226V137L227 138H225L224 140H223V145H228L231 141V139H234V137L236 138L233 142H236L235 144H237L239 141V138L241 137V139L242 140H244L245 139V141H244V147L242 146V148H241V150L240 151H238V152H235V155H234V153L232 154V155H234V156H230V160L234 163L233 165H231L230 167H228V168H225V166H224V168L225 169H223V168H221V170L222 171H220L215 177H213V178H211V179H208V177L209 176H207L206 177V173L202 176V178L200 179V181L198 180V184L197 185H192V183H190V182H192V181H190L189 182V179H191V175L194 173V174H200V175H202V169H203V167L202 166H208V165H206V162H205V160H204V162L203 163H198V161H197V163L195 164V166L192 168V170H191V167L193 166H189V163L187 164V161L185 162L183 159H180L179 158V156L178 157H176V154H178V153H176L175 152V150H174V152L176 153L175 154V156H173L172 157V159H168V158H166L165 160H160V162H159V165L162 167V166H164V170L166 169V172H168V173H173L175 170L176 171H178V169L179 168H181V169H185V171L183 172V173H181L180 175H178V181L179 182H170L169 181V183H172V184H175V186L178 188V186H181L182 188H179V190H175L174 189V191H176V192H174V191H172L171 193H173L172 195V197H171V199L169 200V201H167L166 203H164L165 201L163 200V198L164 197H160L161 195H166V194H161L160 195V193H158L159 195H156L157 197H152L153 199H154V201H153V205H152V207H151V209H149V208H147V209H149V210H147L146 209V205H145V208H140L139 207V209H138V212L137 213H135V215L133 216V220L132 221H129L128 223H127V225H128V229H127V231H133V227H135L136 228V230H135V228H134V230L137 232V231H141V235L143 234L142 232H145V231H147V229L149 228V227H151V225L153 226L154 225V227L156 226L157 228H155L156 230H154V231H157V229L159 230V229H161V228H163V223H164V221H168V220H170V216H171V213H172V209L170 210V208H171V206H174L173 204H181V206L182 207H180L179 206V208H177V209H179V211L181 212H179L175 217V219L174 220H176V219H180L182 216H186V215H188V217L190 218H194L195 219V223L197 222L198 224H201V222H200V219L199 218H203V217H205L206 215H208V214H210V213H216V212H218L219 211V214H218V218L216 219V220H214L213 221V219L212 218H209L206 222V224L208 225V224H211L212 222H213V224H219V223H221V224H224V226L223 227H221L222 229L219 231V234L220 233H222V234H224L225 236L227 235V236H231V237H233V239H232V241H230V242H232L233 244H232V246L233 245H239L241 242H242V244H243V241H245V240H247V239H245V238H249L250 240L247 242V244L249 245L248 246V248L250 249L249 251H251V253L253 254V252H256L258 255H260L261 257H262V254H260V253H262L263 252V250H264V233H258L257 235L255 234L254 236H253V234H251V230H252V228L253 227H255L256 226V223H258V227H260V225L262 226L263 225V222H264V212H263V208H264V202L262 201H260V199H261V197H262V195L264 194V182H258V183H254V182H250V183H248V182H238L239 180H237V182H233L232 180H231V177L232 176H235V174H236V171H240V169L238 170L237 168L239 167H241V169L244 167V166H246V167H244L243 168V170L244 169H247V166L249 167V166H251L252 168H253V170H254V172L253 173H255V177H256V173L258 174V173H260V172H262V171H264V168H261L262 167V164H264V159H263V161H259V160H256V158H258V157H256L255 156V153H254V151H257V150H254L256 147H258L259 149H261V150H263L264 149V139H262V140H259L258 138L260 137V135L258 136V133L260 132L259 130L257 131ZM26 131H28V130H26ZM25 131V132H26ZM38 131V130H37ZM60 131V130H59ZM77 131V130H76ZM75 131V132H76ZM84 131V130H83ZM100 131V130H99ZM132 131V130H131ZM134 131V130H133ZM149 131V130H148ZM147 131V132H148ZM192 131V130H191ZM202 131V130H201ZM228 131V130H227ZM250 131V130H249ZM253 131V130H252ZM257 131V132H256ZM263 131V130H262ZM5 132H7V133H5ZM3 131V133H1L0 134V142H3V143H7L6 142V140L7 139H11L12 138V134H10V133H12V132H8V131ZM13 132V133H14ZM43 132V131H42ZM53 132V131H52ZM51 132V133H52ZM113 132V131H112ZM125 132V131H124ZM123 132V133H124ZM129 132V131H128ZM127 132V133H128ZM139 133L141 132V131H138ZM142 132H143V130H142ZM198 132V131H197ZM226 132V131H225ZM28 133V132H27ZM27 133H25V134H27ZM39 133V132H38ZM65 133H66V131H65ZM96 133H98V132H96ZM104 133V132H103ZM102 133V134H103ZM146 133V132H145ZM151 133V132H150ZM204 133V132H203ZM213 133V132H212ZM20 134V133H19ZM21 134H23V135H21V136H25L24 135V133H21ZM70 134H72V132H70ZM70 134H68L67 133V135L69 136ZM130 134V133H129ZM143 133H141V136H143L142 135ZM195 134V133H194ZM205 134V133H204ZM204 134H202L203 136H204ZM209 134V133H208ZM208 134L206 133L205 135H207L208 136ZM261 134V133H260ZM28 135V134H27ZM30 135H32V133L30 134ZM36 135V134H35ZM40 135H42V134H40ZM39 135V136H40ZM58 135V134H57ZM91 135V134H90ZM116 135V134H115ZM115 135H113V136H115ZM127 135V134H126ZM140 135V134H139ZM145 135V134H144ZM148 135V134H147ZM223 135V134H222ZM7 136H8V138H7ZM20 136V135H19ZM73 138L75 137V136H73V134L71 135ZM71 136H69V137H71ZM100 136V135H99ZM103 136V135H102ZM120 136V135H119ZM137 136V135H136ZM200 136V135H199ZM262 136V135H261ZM26 137V139H28L27 137L28 136H25ZM24 137V138H25ZM30 137V136H29ZM35 137H38V135L37 136H35ZM50 138V136H47V138ZM67 137V136H66ZM65 137V138H66ZM68 137V138H69ZM71 137V138H72ZM160 137H161V135H160ZM160 137H157L156 139H154V145L156 144V143H160L159 142V140H160ZM185 137V136H184ZM183 137V138H184ZM193 137V136H192ZM205 137V136H204ZM204 137H202V138H204ZM229 137V138H228ZM263 137V136H262ZM43 138V137H42ZM95 138V137H94ZM112 137H110V139H111ZM128 138V137H127ZM135 138V137H134ZM142 138V137H141ZM159 138V139H158ZM161 138H164L163 136L161 137ZM210 138H212V137H210ZM37 139H39V138H37ZM51 139V138H50ZM53 139V138H52ZM57 139H58V136L56 137V139H53V143H55V141L54 140H56L57 141ZM87 139V140H88ZM120 139V138H119ZM122 139V138H121ZM167 139H169V138H167ZM188 139H191V138H188ZM208 139H209V137H208ZM208 139H206V140H208ZM23 140V138H20L19 140H17L16 141V139L15 138H13V140H12V143H11V141H10V143H8V146L9 147H12L13 149H15V151H17V152H20L21 151V153L25 150V149H29V152H31V153H28L29 155H28V158H32L33 160H31V161H38V160H40V158H42V157H44V156H46V155H48V151H43L42 150V148L41 149H38V152L40 151V153L38 154V156L37 155H35V151L37 150H33V148H32V146L34 145H32V146H28V144H26V143H28V141H26V143H25V147L24 146H22V144L24 143V141H22ZM33 140V139H32ZM62 140V139H61ZM73 140V139H72ZM71 140V141H72ZM75 140V139H74ZM79 140V141H78ZM112 140V139H111ZM132 140V139H131ZM144 140V139H143ZM148 140V139H147ZM164 140V139H163ZM197 140V139H196ZM64 141V140H63ZM71 141L69 142V141H67V143L64 141L63 143H60L59 144V146H58V148L59 149H61V151H64V152H66V151H68L69 150V154H67L66 155V159L67 160H70V162L69 163H67V164H69V165H71L72 163L74 164V163H78V161H82V165L78 168V170H80V171H82V168L86 165V164H89V161H90V163H91V160L93 159V155H95V154H97V156H98V153H99V151L101 150V152L103 153V154H101L100 156H98L100 159H101V157L103 156V159L105 158V160H108V161H110L111 160V158H112V156H107L106 155V151H107V147L105 148L106 149V151L105 150H103V148L105 147V146H101V147H99L97 150H92V148H93V146H92V148L91 149H89V148H87V149H85L84 151H82V152H79L78 150L76 151V152H74V151H72V148L74 147H72V145H71ZM86 141V140H85ZM116 141V140H115ZM161 141V140H160ZM165 141H166V139H165ZM164 141V142H165ZM62 142V141H61ZM76 142V143H77ZM119 143H120V141H118ZM131 142V141H130ZM129 142V143H130ZM163 142V141H162ZM166 142H168V141H166ZM179 142V141H178ZM177 142V143H178ZM181 143H180V145L179 146H181V147H179V148H183L182 146H185V145H188V147H189V143H193V142H195L194 140H193V142H191L190 140H187L186 139V141L185 140H182V141H180ZM207 142H209V141H207ZM241 142V141H240ZM239 142V143H240ZM31 143V142H30ZM42 144H40L38 147H41V146H43V144H45V142L43 141V142H41ZM75 143V142H74ZM84 143V142H83ZM119 143H117V144H114L112 147L110 146V148L109 149H111V150H113V149H117L118 147H119ZM132 143V142H131ZM198 143H200V146L199 147H201V144H203V142L201 143V141H199ZM205 143H206V141H205ZM221 143V142H220ZM219 143V144H220ZM243 143V142H242ZM105 144V143H104ZM107 144V143H106ZM119 144V145H118ZM122 144V143H121ZM179 144V143H178ZM195 144V143H194ZM193 144V145H194ZM216 144H217V142H216ZM215 144V145H216ZM30 145V144H29ZM108 145V144H107ZM149 145V144H148ZM157 145V144H156ZM163 145H165V144H163ZM162 145V146H163ZM177 145V144H176ZM205 145V144H204ZM203 145V146H204ZM232 145V144H231ZM36 146V147H37ZM127 146H129V144L127 145ZM126 146V148L127 149H130V150H127V154H129V158H130V155L131 154H135L134 156H138V158H136V159H138V160H142L143 158H144V160H142V162L143 161H145V162H152V161H154V160H151V158H152V154L153 153H155V152H151L152 154H147L145 151H144V147H140L139 146V144H138V146H134V145H131L130 144V146H129V148ZM207 146V145H206ZM213 146V145H212ZM212 146L210 147V148H212ZM53 147V146H52ZM89 147V146H88ZM91 147V146H90ZM137 147H140V150H139V148H137ZM152 148H153V146H151ZM161 147V146H160ZM216 147V146H215ZM218 147V146H217ZM19 148V149H18ZM77 148H80V150L82 149L81 147H77ZM94 148H95V146H94ZM148 148H150V147H148ZM198 148V147H197ZM202 148V147H201ZM201 148H199L200 150H201ZM209 148V149H210ZM9 149V148H8ZM11 149V148H10ZM44 149V148H43ZM187 149V148H186ZM185 149V150H186ZM189 149V148H188ZM208 149V148H207ZM213 149L215 150V149H217V148H214L213 147ZM219 149V148H218ZM217 149V150H218ZM5 150V149H4ZM47 150V149H46ZM53 150V149H52ZM90 150H92V151H90ZM104 152H103V151ZM124 150V149H123ZM168 150V149H167ZM194 150V149H193ZM230 150V149H229ZM239 150V149H238ZM1 151V150H0ZM11 151V150H10ZM109 151V150H108ZM122 151V150H121ZM144 151V152H143ZM198 151V150H197ZM242 151V152H241ZM56 152V151H55ZM100 152V153H101ZM149 152V151H148ZM183 152V151H182ZM239 152H241V153H239ZM263 152V151H262ZM24 153V152H23ZM60 153H62V152H60ZM68 153V152H67ZM121 153V152H120ZM119 153V154H120ZM123 153L125 154V152L123 151ZM157 153V152H156ZM164 153V152H163ZM170 153V152H169ZM181 153V152H180ZM184 153H186V152H184ZM200 153V152H199ZM231 153V152H230ZM257 153V152H256ZM264 153V152H263ZM7 154V153H6ZM37 154V153H36ZM63 154V153H62ZM116 154V153H115ZM165 154H166V151H165ZM193 154V153H192ZM206 154V153H205ZM19 156H20V154H18ZM22 155V154H21ZM26 155H27V153H26ZM61 155V154H60ZM110 155H112V153L110 154ZM117 155V154H116ZM159 155H161V154H159ZM167 155H168V153H167ZM209 155V154H208ZM225 155V154H224ZM16 156V155H15ZM36 156V157H35ZM52 155H49L48 157H51ZM151 156V157H150ZM191 156H193V155H190V157ZM195 156V155H194ZM205 156V155H204ZM259 156V155H258ZM262 156H264V154L262 155ZM2 157H3V155H2ZM60 157V156H59ZM115 157H118V156H115ZM127 157V156H126ZM157 157H159V156H157ZM163 157V156H162ZM161 156H160V159H164V157L162 158ZM168 157V156H167ZM196 157H197V155H196ZM7 158V157H6ZM23 158V157H22ZM34 158H39V159H35L34 160ZM45 158H47V157H45ZM55 158V157H54ZM63 158V157H62ZM132 158V157H131ZM135 157H133V159H134ZM140 158H142V159H140ZM156 158V157H155ZM177 158H179V160L177 159ZM189 158V157H188ZM188 158H186V159H188ZM205 158H207V157H205ZM261 158V157H260ZM26 159V158H25ZM55 159H58V156L55 158ZM65 159V160H66ZM136 159H134V160H136ZM210 159V158H209ZM216 159V158H215ZM215 159H213V161L215 160ZM7 160H9V159H7ZM49 160V159H48ZM53 160V159H52ZM67 160L65 161V162H67ZM128 160V159H127ZM126 160V161H127ZM130 160V159H129ZM172 161L173 163L171 164V166L172 167H166L167 165H168V161ZM189 160H192V159H189ZM202 160V159H201ZM256 160V161H255ZM10 161V160H9ZM25 161V160H24ZM26 161H28V159L26 160ZM30 161V162H31ZM47 161V160H46ZM61 161H63V160H61ZM104 161V160H103ZM125 161V160H124ZM119 162V163H115V165L116 164H118L117 166H118V173H120V174H122V169L123 168H125V166H126V164H127V162ZM157 161V160H156ZM207 161V160H206ZM212 161V160H211ZM212 161V162H213ZM2 162V161H1ZM29 162V163H30ZM50 162V161H49ZM64 162V161H63ZM63 162H62V164H63ZM106 162V161H105ZM105 162H104V164H105ZM132 162H133V160H132ZM139 162V161H138ZM142 162L140 163V164H142ZM155 162V161H154ZM191 162V161H190ZM208 162H210V161H208ZM218 162L219 161H217V164H218ZM9 163V162H8ZM16 163V162H15ZM14 163V164H15ZM38 163V162H37ZM55 163V162H54ZM76 163V164H77ZM99 163H101L100 162V160H99ZM129 163V162H128ZM131 163V162H130ZM28 164V163H27ZM41 164V163H40ZM49 164V163H48ZM78 164H80V162L78 163ZM107 164H109V163H107ZM154 164V163H153ZM216 164V163H215ZM214 164V165H215ZM30 165V164H29ZM32 165V164H31ZM53 165V164H52ZM68 165V166H69ZM137 165H139L138 163H137ZM144 166H145V163L143 164ZM149 165V164H148ZM212 165H213V163H212ZM211 165V166H212ZM213 165V166H214ZM220 165V164H219ZM8 166V165H7ZM76 166H78V165H76ZM94 166V165H93ZM140 166V165H139ZM139 166H137L138 168H139ZM143 166V167H144ZM204 166V168H206ZM209 166H210V164H209ZM264 166V165H263ZM57 167V166H56ZM75 167V166H74ZM101 167V166H100ZM107 167V166H106ZM109 167V166H108ZM149 167V166H148ZM188 167V168H187ZM37 168V167H36ZM47 168V167H46ZM89 168V167H88ZM114 167L112 166V169H113ZM141 168V167H140ZM139 168V169H140ZM147 168V167H146ZM163 168V167H162ZM10 169V168H9ZM30 169H33V167L32 168H30ZM74 169H77V168H74ZM94 169V168H93ZM106 169H108V168H106ZM110 169V168H109ZM180 169V170H181ZM208 169V168H207ZM206 169V170H207ZM23 170H24V168H23ZM26 170V169H25ZM24 170V171H25ZM53 170L54 169H52V171L51 172H53ZM67 170H69V169H67ZM102 170L103 171H99L98 173H102L103 174V172H104V169L102 168ZM114 170V169H113ZM112 170V171H113ZM142 170H145V168H143ZM147 171H149L148 169H146ZM218 170H220V169H218ZM217 170V171H218ZM242 170V171H243ZM29 171V170H28ZM92 171V170H91ZM94 171H95V169H94ZM93 171V172H94ZM109 171V170H108ZM116 171V170H115ZM146 171V172H147ZM175 171V172H176ZM204 171V170H203ZM248 171V170H247ZM252 171V170H251ZM2 172V171H1ZM26 172V171H25ZM43 172V171H42ZM59 172V171H58ZM64 172V171H63ZM83 172V171H82ZM81 172V173H82ZM134 172V171H133ZM137 172V171H136ZM142 172H145V171H142ZM165 172V171H164ZM166 172H165V174H166ZM174 172V173H175ZM204 172H206V171H204ZM249 172V171H248ZM6 173V172H5ZM18 173V172H17ZM20 173H22V172H20ZM30 173V172H29ZM50 173V172H49ZM60 173V172H59ZM68 173H69V171H68ZM72 173V172H71ZM95 174H98V173H96V172H94ZM94 173H92L91 175H94ZM124 173V172H123ZM127 173H131V172H127ZM127 173H125V174H127ZM148 173V172H147ZM13 174V173H12ZM12 174H10V175H12ZM58 174V173H57ZM110 174H113V172L112 173H110ZM116 174H117V172H116ZM119 174V176H121ZM151 174V173H150ZM153 174V173H152ZM158 174V173H157ZM207 174H209V173H207ZM14 175V174H13ZM32 175V174H31ZM43 175V174H42ZM46 175V174H45ZM53 175V174H52ZM62 175V174H61ZM69 175V174H68ZM106 175V174H105ZM141 175V174H140ZM167 175V174H166ZM199 175V176H200ZM20 176V175H19ZM23 176V175H22ZM28 176V175H27ZM37 176V175H36ZM57 176V175H56ZM84 176V175H83ZM109 176V175H108ZM118 176V177H119ZM139 176V175H138ZM148 176V175H147ZM153 176V175H152ZM172 176V175H171ZM177 176V175H176ZM193 176V175H192ZM195 177L197 176V175H194ZM249 176V175H248ZM9 177V176H8ZM11 177V176H10ZM65 177V176H64ZM96 177V176H95ZM94 177V178H95ZM107 177V176H106ZM118 177H116V178H118ZM125 177V176H124ZM130 177H132L131 175H130ZM151 177V176H150ZM175 177V176H174ZM173 176H172V179L174 178ZM198 177V176H197ZM82 178V177H81ZM92 179V180H94L95 181V179H97V178H99V177H97V178H95V179ZM127 178V177H126ZM143 178V177H142ZM146 178V177H145ZM144 178V179H145ZM156 178H158V177H156ZM155 178V179H156ZM161 178V177H160ZM207 178V179H206ZM239 177H237V179H238ZM246 178V177H245ZM62 179V178H61ZM76 179V178H75ZM83 179V178H82ZM85 179V178H84ZM100 180H101V178H99ZM121 179H123V177L121 178ZM129 179V178H128ZM151 179V178H150ZM176 179V180H177ZM239 179H241V177L239 178ZM14 180V179H13ZM16 180V179H15ZM24 180V179H23ZM53 180H54V178H53V176H52V182H53ZM89 180H91V179H89ZM105 180V179H104ZM120 180V179H119ZM127 180V179H126ZM126 180L125 181H122V180H120V182H125L126 183ZM129 180H131V178L129 179ZM127 181V186H125V184H121V183H119V184H121V186L118 184V186L120 187V191H121V189H123V188H125V187H127V191H126V193L124 192V197H123V199H126L124 202H123V199L121 200L120 199V202H121V204H120V206L121 207H124V213H123V216H121V218H119L120 220H119V222L116 224V230H120V227H117L118 225H122L124 222H126L125 221V219H127V216H129V214H131L132 212H131V210L129 209V204H130V206H131V203H134V199L132 198V197H136V195L138 194L137 192H136V188H135V185L136 184H134L133 185V181H131V183H130V181ZM147 180V179H146ZM152 180V179H151ZM151 180H149V177H148V181H151ZM174 181H175V179H173ZM251 180V179H250ZM264 180V178L262 179V181ZM49 181H51V180H49ZM79 181V180H78ZM81 181H83V180H81ZM102 181V180H101ZM145 181V180H144ZM143 180H142V182H144ZM153 181V180H152ZM172 181V180H171ZM261 181V180H260ZM35 183H36V180L34 181ZM42 182V181H41ZM60 182V181H59ZM104 182V181H103ZM114 183H116L117 182V180L115 179V181H113ZM139 182V181H138ZM142 182H140L141 183V185H143L142 184ZM157 182V181H156ZM23 183H24V181H23ZM30 183H32V182H30ZM35 183H34V185H35ZM42 183H44V182H42ZM50 183V182H49ZM62 183H63V181H62ZM78 183H80V182H78ZM77 183V184H78ZM91 183V182H90ZM114 183H112V184H114ZM135 183V182H134ZM137 183V182H136ZM159 183V182H158ZM158 183H156V184H158ZM6 184V183H5ZM64 184V183H63ZM74 184V183H73ZM76 184V185H77ZM93 184V183H92ZM95 184V183H94ZM116 184V185H117ZM150 184V182L147 184V185H149ZM156 184L154 185V186H156ZM194 184V183H193ZM222 184H224L226 187H225V189H223V190H221L220 192H219V187L218 186H221ZM3 185V184H2ZM30 185H32V184H30ZM43 185V184H42ZM87 185H90V184H87ZM101 184H99V186H100ZM105 185V184H104ZM145 185V184H144ZM167 185H170V184H167ZM16 186V190L15 191H19V194H22V193H25V192H29V190H30V187H28L27 185H24V184H17V185H15ZM48 186V185H47ZM110 186H112V185H110ZM172 186V185H171ZM200 186H202L204 189L202 190V191H200L199 192V189H198V187H200ZM71 187V186H70ZM81 187V186H80ZM102 187H104V186H102ZM152 187V186H151ZM166 187V186H165ZM35 188V187H34ZM88 188V187H87ZM100 188H101V186H100ZM106 188H107V185H106ZM144 188V187H143ZM148 188H149V186H148ZM83 189V188H82ZM93 189V188H92ZM146 189V188H145ZM153 189V188H152ZM172 188H170V190H171ZM214 189V190H213ZM35 190H39V189H35ZM79 190V189H78ZM94 190H95V188H94ZM97 190V189H96ZM150 190V189H149ZM160 190V189H159ZM213 190V197L212 198H209L208 197V194H209V192L210 191H212ZM32 191V190H31ZM57 191V190H56ZM55 191V192H56ZM76 190H74V192H75ZM91 191V190H90ZM93 191V190H92ZM91 191V192H92ZM110 190H108V192H109ZM118 191V190H117ZM137 191H138V189H137ZM165 191V190H164ZM5 192H6V190H5ZM68 192H70L69 190H68ZM73 192V193H74ZM77 192V191H76ZM75 192V193H76ZM110 192H112V190L110 191ZM109 192V194L111 195L112 193H110ZM114 192V191H113ZM161 192V191H160ZM231 192H233V193H235L234 194V196L232 197V199L230 200V201H228L227 202V200L226 199H222L221 197L222 196H225V195H227V194H229V193H231ZM14 193V192H13ZM59 193V192H58ZM97 193V192H96ZM101 193H103L102 192V190H101ZM101 193H99V194H101ZM106 193V192H105ZM115 193H116V190H115ZM118 193V192H117ZM120 193V192H119ZM135 193H137V194H135ZM161 193H163V192H161ZM10 194V193H9ZM30 194H31V192H30ZM39 194V193H38ZM62 194V193H61ZM67 194V193H66ZM147 194V193H146ZM146 194H144V195H142L141 197H143V198H145V196H146ZM157 194V193H156ZM26 195V194H25ZM37 195V194H36ZM52 195H53V193H52ZM63 195H65V194H63ZM85 195V194H84ZM87 195H88V193H87ZM113 195V194H112ZM23 196H24V194H23ZM39 196V195H38ZM62 196V195H61ZM69 196H70V194H69ZM101 196V195H100ZM119 196V195H118ZM2 197V196H1ZM19 197V196H18ZM49 197H51V196H49ZM60 197V196H59ZM55 197L54 199H55V201L56 202H58L59 204H58V206L56 207V209L52 212V214L50 215V217H48L47 219H48V222L50 223V222H53L52 224H54L52 227H51V234H52V236H55V237H53V238H55L54 239V241H53V243H49V242H45L44 243V249H43V252H42V254H41V258H40V260H36L35 261V264H66V259L68 258L69 260H74V258H76L75 257V254L76 253H74L76 250H78L77 248H75V247H77V245H75V246H73V240H71L72 241V243H71V245H69V241L67 242V244H65L64 243V240H61V238H60V234H59V225H58V223H57V220H58V218H56L57 220L56 221H54V218L56 217V215H57V213L58 212H60L59 210L60 209H62V208H64V207H66V206H68V209L70 208V205L67 203V204H65V202L66 201H64V197L62 198V197ZM68 197V196H67ZM77 197V196H76ZM78 197H80V196H78ZM85 197H87V196H85ZM114 197V196H113ZM116 197V196H115ZM126 197H128V198H126ZM140 197V196H139ZM138 197V198H139ZM6 198V197H5ZM12 196H8L7 197V200H6V202L7 203H9L10 202V200H12ZM29 198L31 199V196H29ZM98 198V197H97ZM110 198V197H109ZM202 198V202L201 201H199L200 199ZM17 199V198H16ZM116 199V198H115ZM136 199V198H135ZM146 199V198H145ZM25 200V199H24ZM35 200V199H34ZM40 200V199H39ZM74 200V199H73ZM81 200V199H80ZM86 200V199H85ZM3 201V200H2ZM26 201V200H25ZM30 201V200H29ZM33 201V200H32ZM54 201V200H53ZM83 201V200H82ZM95 201H96V199H95ZM114 201V200H113ZM117 201H119V199H117ZM116 201V202H117ZM137 201V200H136ZM148 201V200H147ZM28 202V201H27ZM42 202V201H41ZM52 202V201H51ZM72 202V201H71ZM70 202V203H71ZM86 202V201H85ZM93 202V201H92ZM97 202V201H96ZM109 202V201H108ZM137 202H140V201H137ZM143 202H144V200H143ZM257 202H260L261 204H262V206H259V207H255V205H257ZM2 203V202H1ZM12 203H14V202H12ZM48 203V202H47ZM73 203V202H72ZM77 203V202H76ZM76 203H74V204H76ZM90 203V202H89ZM106 203V202H105ZM115 203V202H114ZM113 203V204H114ZM149 203V202H148ZM26 204H28V203H26ZM25 204V205H26ZM37 204V203H36ZM52 204V203H51ZM57 204V203H56ZM163 204V205H162ZM178 204V205H179ZM1 205V204H0ZM4 205V204H3ZM6 205V204H5ZM8 205V204H7ZM14 205V204H13ZM17 205V204H16ZM24 205V204H23ZM23 205L21 206L20 205V207H23ZM80 205H82V204H80ZM89 205V204H88ZM98 205V204H97ZM104 205H107V204H104ZM135 205V204H134ZM136 205H137V203H136ZM34 206V205H33ZM79 206V205H78ZM96 206V205H95ZM113 206V205H112ZM112 206H110V207H112ZM141 206H143L144 207V205H141ZM160 206V207H159ZM177 206V205H176ZM175 206V207H176ZM16 207V206H15ZM26 207V206H25ZM76 207V206H75ZM102 207V206H101ZM118 207H119V204H118ZM118 207H116V210L117 209H119ZM135 207H137V206H135ZM3 208V207H2ZM9 208V207H8ZM51 208V207H50ZM67 208V207H66ZM72 208V207H71ZM106 208H108V209H110L109 207H106ZM113 208V207H112ZM132 208V207H131ZM162 208V209H161ZM258 208H261V210H259ZM12 209H13V206H12ZM16 209H18V208H16ZM21 208H19V210H20ZM35 210L33 211L34 212V214H36L37 216L38 215H40V217H43L42 215V212H45V210H51V209H47V206H45V205H35V208H34ZM89 209H90V207H89ZM99 209V208H98ZM121 209V208H120ZM163 209H167L166 211H164ZM2 210V209H1ZM66 210V209H65ZM73 210V209H72ZM86 210V209H85ZM90 210H92V209H90ZM93 210H95L96 211V209H93ZM121 210H123V209H121ZM121 210H119L120 211V214L119 215H121ZM12 211V210H11ZM14 211V210H13ZM12 211V212H13ZM16 211V210H15ZM21 211V210H20ZM62 211V210H61ZM84 211V210H83ZM104 211V210H103ZM176 211V210H175ZM239 211H243V213H242V215H239ZM17 212V211H16ZM46 212H48V211H46ZM51 211H49L48 213H50ZM80 212V211H79ZM89 211L87 210L86 211V213L85 214H87ZM106 212V211H105ZM171 212V213H170ZM81 213V212H80ZM91 213H92V211H91ZM95 212L93 211V214H94ZM99 213V212H98ZM115 213V212H114ZM199 213H201L202 215L199 217V218H197V215L199 214ZM11 214V213H10ZM16 214V213H15ZM20 214V213H19ZM64 214V213H63ZM92 214V215H93ZM101 214V213H100ZM174 214V213H173ZM4 215V214H3ZM67 215V214H66ZM97 215H99V214H97ZM107 215V214H106ZM112 215V214H111ZM117 215V214H116ZM127 215V216H126ZM2 216V215H1ZM59 216H60V214H59ZM89 216H90V214H89ZM93 216H95V215H93ZM131 216V215H130ZM225 216L227 217V219L225 220ZM234 216H236V217H234ZM16 217H17V215H16ZM24 217V216H23ZM33 217V216H32ZM54 217V218H53ZM62 217V216H61ZM61 217H59V218H61ZM84 217H87V216H84ZM104 217V216H103ZM173 217V216H172ZM172 217H171V221H173V219H172ZM73 218V217H72ZM90 218V217H89ZM88 218V219H89ZM94 218V217H93ZM100 218H102V217H100ZM111 219L112 218H114V214H113V216L112 217H110ZM206 218V217H205ZM205 218H203V219H205ZM236 219V220H238V219H240V222H251V224H247L248 226L246 227V228H244V229H242L241 227H235L234 228V223H233V220L232 219ZM23 219V218H22ZM32 219V218H31ZM64 219V218H63ZM69 219H71V218H69ZM182 219V218H181ZM186 219V218H185ZM222 219H224V221L222 220ZM5 220V219H4ZM33 220V219H32ZM78 220V219H77ZM82 220V219H81ZM83 220H85V219H83ZM107 220V219H106ZM108 220H110V219H108ZM107 220V221H108ZM131 220V219H130ZM34 221V220H33ZM61 221H63V220H61ZM65 221V220H64ZM71 221V220H70ZM75 221V220H74ZM74 221H73V223H74ZM94 221V220H93ZM95 221H97V220H95ZM183 221V220H182ZM15 222V221H14ZM31 222V221H30ZM47 222V221H46ZM78 222L79 221H75V225H76V223L78 224ZM81 222V221H80ZM79 222V223H80ZM84 222V221H83ZM98 222H100V224H101V220H99ZM104 222V221H103ZM112 222V221H111ZM117 222V221H116ZM176 222H177V220H176ZM181 222V221H180ZM215 222V223H214ZM12 223V222H11ZM21 223V222H20ZM32 223V222H31ZM62 224H63V222H61ZM73 223L71 224L70 223V225H71V227L73 226ZM87 222H84V223H82V224H86ZM91 223V222H90ZM107 223H109V222H107ZM106 223V224H107ZM113 223V222H112ZM185 224H186V222H184ZM191 223V222H190ZM196 223V224H197ZM1 224V223H0ZM19 224V223H18ZM43 224V223H42ZM66 224V223H65ZM69 224V223H68ZM92 224V223H91ZM96 224V223H95ZM97 224H99V223H97ZM99 224V225H100ZM110 224V223H109ZM184 224V225H185ZM196 224H194V226L192 225V226H190V228L189 227H185V228H183V229H180V232H179V230L178 231H174V232H169V233H173V234H176V238L173 240V241H171V242H169V235H165V233H163L160 237H156L155 238V243H157V242H161V243H163V242H165V243H167L166 244V250L165 251H163L162 252V256L163 257H161L162 258V260H160V261H158V262H154V264H179V261H181L180 259L181 258H183L182 260L185 262V264H188V263H191L192 261H194V260H201V263H203V264H215L214 262H212L213 261V258L212 257H214L215 258V256H217L218 255V257H219V255H222V254H224L223 256H221V258H226V254L228 255V253H230V254H233L232 253V251H233V249H235V248H230V250L228 251V252H225L224 251V248H222V247H219V245H222V239L221 238H219V239H217L216 240V244L214 245H212V247L210 246V248L208 249H200L199 251L197 250V252H195V251H193V250H191V248L190 249H186L185 250V253H184V251H183V253H184V255L183 254H181L180 256H174L173 258H170L166 253L167 252H171V251H175V249H177V246H180L181 247V243H183V242H187L189 239H188V237H189V234L190 233H192V234H194L195 233V231L194 230H196L195 228H196ZM226 224V225H225ZM5 225V224H4ZM4 225H3V229H4ZM13 225V224H12ZM41 225V224H40ZM80 225V228H81V224H79ZM90 225V224H89ZM98 225V226H99ZM113 224H111V226H112ZM178 225H179V223H178ZM182 225V224H181ZM207 225H205V226H207ZM23 226V225H22ZM32 226V225H31ZM36 226V225H35ZM69 226V225H68ZM83 226V225H82ZM91 227H93L92 225H90ZM96 226V225H95ZM106 226V225H105ZM137 226V227H136ZM8 227V226H7ZM33 227V226H32ZM31 227V228H32ZM65 227V226H64ZM74 227V226H73ZM75 227H77V226H75ZM74 227V228H75ZM108 227V226H107ZM191 227H193V228H191ZM208 227H209V225H208ZM31 228H28L29 230L31 229ZM65 228H67V227H65ZM109 228H112V227H109ZM109 228H106L105 230H107V229H109ZM126 228V227H125ZM125 228H124V230H125ZM198 228V227H197ZM203 228H205V227H203ZM25 229V228H24ZM33 229V228H32ZM34 229H35V227H34ZM38 229V228H37ZM42 229V228H41ZM40 229V230H41ZM44 229V228H43ZM43 229H42V232H43ZM47 229V228H46ZM45 229V230H46ZM86 229H87V226H86ZM92 229V228H91ZM114 228H112V230H113ZM166 229H168V230H170V227H167ZM5 230V229H4ZM7 230V229H6ZM20 230V229H19ZM28 230V231H29ZM48 230V229H47ZM68 230H70V228L68 229ZM67 230V231H68ZM98 230H100V229H98ZM122 231V233L123 232H125V231ZM150 230V229H149ZM148 230V231H149ZM10 231V230H9ZM25 231V230H24ZM31 231V230H30ZM37 231V230H36ZM84 231V230H83ZM91 231V230H90ZM103 231V230H102ZM111 231V230H110ZM22 232V231H21ZM32 232V231H31ZM63 232V231H62ZM69 232V231H68ZM77 232V231H76ZM107 232H109V231H107ZM114 231H112V233H113ZM255 232H256V230H255ZM263 232V231H262ZM7 233V232H6ZM34 233V232H33ZM44 233V232H43ZM46 233V232H45ZM50 233V232H49ZM71 233V232H70ZM83 233V232H82ZM88 233V232H87ZM91 233V232H90ZM98 233H100V232H98ZM116 233V232H115ZM118 233H120V232H118ZM117 233V234H118ZM122 233H120V236H121V234ZM167 233V232H166ZM15 234V233H14ZM16 234H17V232H16ZM103 234V233H102ZM127 234H129V233H127ZM146 234V233H145ZM151 234V233H150ZM158 234V233H157ZM196 234V233H195ZM13 235V234H12ZM21 235V234H20ZM20 235H18V236H20ZM26 235V234H25ZM29 235V234H28ZM63 235V234H62ZM73 235V234H72ZM76 235V234H75ZM85 235V234H84ZM88 235V234H87ZM87 235H85V237L87 236ZM112 235V234H111ZM136 235H138V234H136ZM0 236H2V235H0ZM24 236V235H23ZM37 236V235H36ZM81 236V235H80ZM119 236V237H120ZM133 236H135V235H133ZM188 236V237H187ZM214 236V235H213ZM213 236H211V237H213ZM46 237V236H45ZM64 237V236H63ZM74 237V236H73ZM118 237V238H119ZM125 237V236H124ZM128 237H130V236H128ZM151 237H153V236H151ZM187 237V238H186ZM191 237H193V236H191ZM190 237V238H191ZM11 238V237H10ZM43 238V237H42ZM49 238V237H48ZM123 238V237H122ZM138 238H141L142 239V237H138ZM154 238V237H153ZM209 238H210V236H209ZM216 238V237H215ZM62 239H65V238H62ZM93 239V238H92ZM105 239V238H104ZM125 239V238H124ZM137 239V238H136ZM140 239V240H141ZM201 239V238H200ZM225 239V238H224ZM25 240V239H24ZM29 240V239H28ZM36 240V239H35ZM45 240V239H44ZM102 240V239H101ZM114 239H112L111 241L112 242H110L109 244L110 245H107V246H111V247H113V246H115L116 245V241H113ZM116 240V239H115ZM133 240H135L134 238H133ZM146 240V239H145ZM154 240V239H153ZM192 240L195 242L196 240H194V239H191L190 241L192 242ZM92 241V240H91ZM94 241H96V240H94ZM94 241H92V243L94 242ZM104 241H106V239L104 240ZM104 241H103V243H104ZM148 241H149V239H148ZM147 241V242H148ZM205 242V240H198V243L200 244V245H202L204 242ZM77 242V241H76ZM80 242V241H79ZM100 242H102V241H100ZM109 242V241H108ZM108 242L106 243V244H108ZM127 242V241H126ZM130 242V241H129ZM139 242V241H138ZM138 242H136V243H138ZM141 242V241H140ZM202 242V243H201ZM43 243V242H42ZM41 243V244H42ZM59 243V244H58ZM154 242L153 241H151L150 242V245H152ZM160 243V246L162 245ZM164 243V244H165ZM193 243V242H192ZM54 244H55V247H52V246H54ZM56 244H58V245H56ZM82 244V243H81ZM88 244V243H87ZM121 244H122V242H121ZM133 244H135V243H133ZM141 244V243H140ZM139 244V245H140ZM149 244V243H148ZM3 245V244H2ZM30 245H31V243H30ZM80 245V244H79ZM91 245V244H90ZM139 245H138V247H139ZM184 244H182V246H183ZM186 245L187 244H185L184 246L186 247ZM205 245V244H204ZM203 245V246H204ZM86 246V245H85ZM182 247V249H184L185 247ZM188 246V245H187ZM241 246V245H240ZM243 246H246V244H244ZM5 247V246H4ZM7 247V246H6ZM81 247V246H80ZM89 247V246H88ZM92 247V246H91ZM119 247V246H118ZM133 247V246H132ZM138 247H136V248H138ZM145 247H147V245L145 246ZM150 247H152V246H150ZM164 247V246H163ZM231 247V246H230ZM239 247V246H238ZM9 248H10V246H9ZM25 248V247H24ZM27 248V247H26ZM33 248V247H32ZM35 248V247H34ZM54 248V249H53ZM79 248V247H78ZM105 248H107V247H105ZM121 248H123V246L121 247ZM120 248V249H121ZM125 248V247H124ZM124 248L122 249V250H124ZM202 248V247H201ZM41 249H42V247H41ZM88 249V248H87ZM99 249V248H98ZM112 249V248H111ZM126 249V248H125ZM134 249V248H133ZM148 249V248H147ZM157 249V248H156ZM160 249V248H159ZM181 249V250H182ZM193 249V248H192ZM7 250V249H6ZM21 250V249H20ZM26 250V249H25ZM31 250V249H30ZM53 250H57L58 251V257L55 255V256H52V251ZM94 250V249H93ZM129 250V249H128ZM130 250H131V248H130ZM137 250V249H136ZM141 250H143V249H141ZM19 250H17V252H18ZM86 251H88V250H86ZM116 251V250H115ZM125 251V250H124ZM140 251V250H139ZM152 251H154V250H152ZM178 251V250H177ZM244 251V250H243ZM8 252V251H7ZM6 252V253H7ZM26 252V251H25ZM33 252V251H32ZM84 252V251H83ZM130 252V251H129ZM129 252H123L124 254H122L119 258H123L124 256H126V254H129ZM151 252V251H150ZM180 252V251H179ZM24 253V251L22 252V254ZM29 253H31V252H29ZM37 253V252H36ZM39 253H41V252H39ZM115 253V252H114ZM174 252H172L171 254H173ZM180 253H182V252H180ZM249 253V252H248ZM19 254V253H18ZM21 254V253H20ZM32 254H35V253H32ZM55 254V253H54ZM61 254V255H60ZM78 254V253H77ZM100 254V253H99ZM116 254V253H115ZM136 254V253H135ZM48 255H49V257L50 256H52L51 258H52V262H50L49 261V259H51V258H49L48 257ZM59 255L60 256H62V257H60V259H59ZM87 255H89V254H87ZM111 255V254H110ZM129 255H132L131 253L129 254ZM137 256H140L139 254H136ZM158 255V254H157ZM177 255H179V254H177ZM250 255V254H249ZM24 256V255H23ZM25 256H26V254H25ZM77 256V255H76ZM128 256V255H127ZM155 256V255H154ZM159 256V255H158ZM257 256V255H256ZM255 256V257H256ZM16 257H18V256H16ZM40 257V256H39ZM55 257H57L56 259H55ZM92 257V256H91ZM102 257V256H101ZM135 257V256H134ZM156 257V256H155ZM181 257V258H180ZM228 257H229V255H228ZM245 257V256H244ZM20 258V257H19ZM37 258H38V256H37ZM49 258V259H48ZM136 258V257H135ZM159 258V257H158ZM194 258H196V259H194ZM211 258H212V260H211ZM259 258V257H258ZM258 258H256V260H259ZM15 259V258H14ZM85 259V258H84ZM88 259V258H87ZM110 259H113V258H110ZM130 259V258H129ZM132 259V258H131ZM144 259V258H143ZM151 259V258H150ZM263 259H264V257H263ZM19 260V259H18ZM18 260H15V261H18ZM21 260V259H20ZM33 260H34V258H33ZM32 260V261H33ZM95 259L93 258L92 259V262L94 261ZM100 260V259H99ZM104 260V259H103ZM116 260V259H115ZM126 260H127V258H126ZM136 260V259H135ZM142 260V259H141ZM145 260H147V259H145ZM196 260V261H197ZM225 260V259H224ZM23 261H24V259L22 260V264H24L23 263ZM26 261V260H25ZM24 261V262H25ZM30 261V260H29ZM75 261H76V259H75ZM86 261V260H85ZM118 261V260H117ZM121 261H124V260H121ZM120 261V262H121ZM131 261V260H130ZM243 261V260H242ZM251 261H253V260H251ZM19 262H21V261H19ZM89 262V261H88ZM97 262V261H96ZM146 262V261H145ZM182 262V261H181ZM220 262V261H219ZM226 262V261H225ZM257 262V261H256ZM30 263V262H29ZM70 264H72L71 262H69ZM77 263H79V262H77ZM82 263V262H81ZM97 263H101V262H97ZM114 263V262H113ZM144 263V262H143ZM200 263V264H201ZM240 263H241V261H240ZM14 264V263H13ZM18 264H21V263H18ZM28 264V263H27ZM31 264V263H30ZM34 264V263H33ZM86 264V263H85ZM90 264H94V262L93 263H90ZM105 264V263H104ZM114 264H116V263H114ZM124 264V263H123ZM192 264V263H191ZM238 264V263H237Z\"/></svg>",
	"mask_w": 264,
	"mask_h": 264
}]
</instances>
